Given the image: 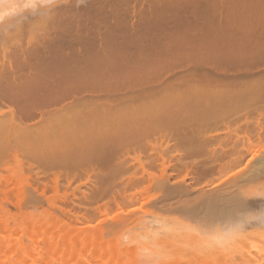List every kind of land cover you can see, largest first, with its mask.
Segmentation results:
<instances>
[{
  "label": "rangeland",
  "instance_id": "1",
  "mask_svg": "<svg viewBox=\"0 0 264 264\" xmlns=\"http://www.w3.org/2000/svg\"><path fill=\"white\" fill-rule=\"evenodd\" d=\"M100 1V2H99ZM128 1V2H127ZM124 3V4H123ZM131 3V4H130ZM151 4V5H150ZM75 0H72V3L71 4H69V5H66V6H64V7H61V8H58L56 11H55V13H53V15H52V17L50 18V19H45V20H40V21H25V22H23V23H20V24H18L17 26H16V28L15 29H13V30H9L8 29V27H7V25L5 24V25H0V115H1V113H3L4 114V116L2 115V117H5V118H3L4 120L5 119H8V121L6 120L5 121V124H7V122H9V119H12V116L14 115L15 117V121L16 122H19V124L17 125L16 123L14 124L13 122H10V123H13L12 125L10 124L9 125V127L6 125L5 126V124H4V126L2 125L1 127H0V129H3L4 130V128H6L5 130H4V132H3V130L1 131L2 133H5L6 131H8V134L6 135H4V136H2L1 134V137H4V138H6L5 140H8V141H11V143L9 142V146H6L5 144H6V142H5V144H4V148H6L7 147V149H1L2 151H3V155H2V157H3V159L1 160L0 159V175H2L4 178H5V180H6V182L7 181H9V179L7 180V177H9V178H13L14 180L16 179L15 178V176L14 175H16V176H20L21 178H24V180H25V178L27 179V181L29 180V178H30V182H32L33 180H35L36 179V177H37V179H36V181H37V183L38 182H40L39 183V186H38V190L36 189V191H38V195H37V192H36V196L37 197H39V198H41V196H43V198H41L42 200H44L43 201V206H45L46 208H49V209H52L53 210V208H55L54 210H58V211H60L61 209H59V208H57L56 206H57V204L58 203H60V204H58L59 206L58 207H63V209L64 208H66V210H70L71 209V206H75L73 209H71V210H74V212L75 213H80L81 211L79 210V208H81L82 206L84 207H82L81 208V210L83 211L82 213H84V212H87L88 211V213L90 212V209H92L93 211L92 212H94V218L95 217H100V218H98L99 220H98V222H97V218H93L94 220V222H92V226L94 227V225H95V227L97 226V227H99V230L101 229L102 231L101 232H103V235L105 236L106 235V233L109 231V229H107L106 230V232L104 231V229L107 227V225H112V226H114L115 225V229L116 228H118V227H116L117 226V224H116V221H118V220H115V216H117L119 213V211H117L118 209H119V207L121 206H119L118 207V209L116 208V204H122V207H120L121 209L124 207L123 206V203L121 202L122 200L121 199H119L120 198V196L118 197L117 195H115L114 193H116V192H122V194L125 192L126 193V191L128 190V189H131L130 188V185L128 186V184H127V181H128V179L127 178H129V177H132V176H135V174L137 175L138 173V175L137 176H141L142 174H143V176L144 177H148L149 176V178L151 179V178H153L154 180L153 181H156L157 182V180H158V178L159 177H161V178H164L167 174L169 175V173H171L169 176H171L172 175V173H175V172H178V175H180L179 174V171L181 170H179V168H181V166H182V164H181V166L180 167H178L177 165V163H183V167H185V169L186 170H188V172L186 171V170H184L183 169V167H182V169H183V171H185V172H187L190 176V178L192 179V174L193 175H195V176H197V173L195 174L194 173V171H196V168L194 169V167L192 166V168L194 169V171L190 174V171H189V167L191 166V165H194V163L193 164H189V163H187V164H185L183 161H181V162H179L180 160L177 158V156L178 157H180V159H181V157L182 156H189L190 155V157H191V155H192V157H194V158H197L198 156V158H199V160H200V158H201V156L202 157H204V155L205 154H207V148H208V152H209V150L210 149H212V148H216V147H221V146H223L224 145V141L227 139L226 137H225V135L227 134L226 132L228 131V129L227 128H224V129H222L221 130V135L218 137V139H216L214 142H212V143H210V144H208L207 145V147H203V146H201V145H198V141H199V137H200V135H201V132L199 131V130H195V133H193V135L191 134L192 132V130L191 129H189V127L187 126L186 127V125H188V124H186L185 125V123H183L184 124V126H183V124L181 123V122H179V124L177 123V121L176 120H173V122H172V118H173V116L175 117V115L177 114V112H178V114L177 115H180L181 114V112L184 114V112H187V110H186V107L188 106L185 102H187V100H188V98H189V100L190 101H188V102H191L192 100L194 101V99L196 100V99H198L199 98V96H200V93H199V89H202V88H198L200 85H201V87H202V84H205V79H203L204 77V75H203V71L202 70H205L206 69V66H207V68H208V70H211L212 68L211 67H213V72L215 73L216 71V73L215 74H217V75H219V74H222L221 72H223V70L225 69V68H227V70H228V68L230 69L228 72L229 73H232L233 71H234V69L236 70V72L237 71H241V69L243 68V70H242V72L246 69V67H248V65H250L251 64V66H249L248 68L250 69H252L251 70V72H254V73H256V74H258V72L261 70H263V68H264V40H263V38H264V0H112V1H109V0H89V3L86 5V6H82L81 8H79V9H76L75 8ZM115 5V6H114ZM133 5H134V7H133ZM150 5V6H149ZM90 6L91 7V9H89L88 7ZM95 6V7H94ZM137 7V8H136ZM133 8V9H132ZM134 8L136 9V13L138 14H136L135 12H134ZM131 11V12H130ZM141 11V13L139 14V12ZM134 12V13H133ZM154 13V14H153ZM127 15V16H126ZM135 19L137 20H139V21H141V20H144V21H150V25H148L147 23V25L145 24V22H144V24L141 22L140 23V27H141V31H139V32H143V34L141 35V37L139 38V36H138V38L136 37V38H133L134 40H132V42H131V39L130 38H125L124 36V34L127 32V30L129 31V25H130V21L131 22H133V21H135ZM189 20V23H188V20ZM117 20V21H116ZM137 20V21H138ZM187 20V21H186ZM123 21V22H122ZM124 21H127L126 23L124 22ZM182 21V22H181ZM191 21V22H190ZM244 21H245V23H244ZM115 22H117V23H115ZM127 24L128 26H126V28H125V33H124V29L123 28H121L120 27V25L119 24ZM119 23V24H118ZM180 23V24H179ZM187 23V24H186ZM114 24V25H113ZM115 24H117V26L115 25ZM177 24H179V25H177ZM183 24V25H182ZM192 24V25H191ZM222 24H223V26H222ZM243 26H242V25ZM145 25V26H144ZM191 25V26H190ZM100 26H102V27H100ZM107 26V27H106ZM242 26V27H241ZM112 27H113V29H114V27L116 28V29H114L115 30V32H116V35L118 36V38L115 40V39H113V40H107L108 41V43H109V45H110V47L111 48H109L108 49V51H106V54H101V56L100 55H97L96 54V52L95 51H93L91 48H92V40H93V43L94 44H97V42L100 40V38L99 37H104V35H108L109 34V30L110 29H112ZM122 27H123V25H122ZM128 27V28H127ZM189 27V28H188ZM117 28H120V29H117ZM249 30H247V29ZM127 29V30H126ZM140 29V28H139ZM188 29H189V31H188ZM242 31H241V30ZM245 29L248 31L247 33H246V31H245ZM105 30V31H104ZM195 30V31H194ZM240 30V31H239ZM250 30H251V32H250ZM255 30V31H254ZM98 31V32H97ZM108 31V32H107ZM120 31V32H119ZM170 31H171V33H170ZM180 31H182L181 33H180ZM187 31V32H186ZM261 31H262V33H261ZM92 32V33H91ZM100 32V33H99ZM104 32V33H103ZM106 32L108 33V34H106ZM132 31H131V26H130V33H131ZM175 32H177V33H175ZM185 32V33H184ZM237 32V33H236ZM239 32V33H238ZM245 32V33H244ZM253 33V32H256V34H259V35H255L254 33H253V35L252 34H250V33ZM88 33H90V34H88ZM95 33V34H94ZM194 33V34H193ZM243 33V34H242ZM122 34V35H121ZM127 34V33H126ZM128 34H129V32H128ZM180 34V35H179ZM222 34V35H221ZM240 34V35H239ZM248 34H249V36H248ZM93 35V36H92ZM97 35H98V38H97ZM238 35V36H237ZM242 35V36H241ZM244 35V36H243ZM248 36V37H246V36ZM85 38H84V37ZM128 36V35H127ZM179 36V37H178ZM195 36V37H194ZM253 38H252V37ZM260 36V37H259ZM93 37V38H92ZM96 37V38H95ZM235 37V38H234ZM258 37V38H257ZM89 38V39H88ZM234 38V39H233ZM238 38V39H237ZM246 38H249L247 41H244ZM255 38V39H254ZM87 41H86V40ZM136 39V40H135ZM183 39V40H182ZM194 39V40H193ZM196 39V40H195ZM241 39V40H240ZM244 39V40H243ZM253 39V40H252ZM259 39V40H258ZM88 40H90V42L88 41ZM127 40V41H126ZM232 40H233V42H232ZM256 40V41H255ZM96 41V42H95ZM184 41V42H183ZM190 43H189V42ZM195 43H194V42ZM240 41V42H239ZM255 41V42H254ZM258 41V42H257ZM260 41L263 43V46H262V44L260 45L259 43H260ZM87 42V43H86ZM113 42V43H112ZM127 42V43H126ZM198 42V43H197ZM245 44H244V43ZM251 42V43H250ZM99 43V42H98ZM107 43V44H108ZM115 43V44H114ZM138 43H140V44H138ZM168 43H171L170 45H174L176 48H173V49H170V47H168V49H167V47L165 48V47H160V48H158L159 49V51H157V48H156V51H155V49H153V45L155 44V46L157 45V44H160V45H162V46H165V44L166 45H169ZM188 43V44H187ZM212 43V44H211ZM213 43H215L214 45L215 46H213ZM91 44V45H90ZM205 44V45H204ZM211 44V46H209ZM241 44V45H240ZM243 44V45H242ZM255 44H259V46H262L261 48H256L255 50L254 49H252V47L251 46H254ZM177 45V46H176ZM203 45H204V47H203ZM208 45V46H207ZM250 45V46H249ZM213 46V47H212ZM242 46H243V48H242ZM255 46H258V45H255ZM136 47H137V49H136ZM145 47H148V48H145ZM178 47V48H177ZM190 47V48H189ZM197 47H200V48H197ZM210 47H211V50H210ZM248 47H250L251 48V50H249V48ZM129 48V49H128ZM141 48H143V49H141ZM161 48H165V50L167 51V50H169V52L167 51H163V49H161ZM202 48L204 49V50H202ZM215 48V49H214ZM263 48V49H262ZM81 49V50H80ZM161 49V50H160ZM262 49V50H261ZM172 50V51H171ZM213 50V51H212ZM216 50V51H215ZM235 50V51H234ZM237 50V51H236ZM244 50H249L247 53L248 54H250V57L249 56H247V53L244 51V53H243V51ZM252 50H253V52H252ZM155 51V53H153ZM175 51V52H174ZM177 51V52H176ZM184 51H186V52H184ZM200 51V52H199ZM203 51V52H202ZM207 51H209V52H207ZM212 51V52H211ZM215 51V52H214ZM221 52L222 54H223V52L224 53H227L228 52V54H233L235 57H238V55H235V54H238V53H240V51H241V53L242 54H245L247 57H249V59L251 60V63H250V60L246 57V56H244V57H246L245 58V61L243 60H236L237 58H235V59H233V56H231L232 57V59H231V57L229 58V59H231V60H229V59H226L227 61L229 60V62H225V61H223V62H220L219 63V61L217 62V60L216 61H213L214 60V58H211L212 60H210V61H213V62H211V66L209 65V60H206L207 58H206V53L207 54H209V53H212V54H209L208 55V57H210V55H213V54H215V53H218V52ZM226 51V52H225ZM232 51H234V52H232ZM250 51L252 52V53H250ZM261 51V52H260ZM156 52H157V54H156ZM166 52V53H165ZM180 52V53H179ZM205 52V53H204ZM214 52V53H213ZM219 52V53H220ZM231 52V53H230ZM238 52V53H237ZM254 52H255V56L254 55H252V56H254V57H252L251 56V54H254ZM258 52V53H257ZM128 53V54H127ZM174 53V54H173ZM195 55H194V54ZM201 53H203L204 55H205V58L206 59H202V58H204V57H201L203 54H201ZM260 53V54H259ZM159 54V55H158ZM194 55V57H196V58H194L193 57V55ZM135 55V56H134ZM145 55V56H144ZM185 55V56H184ZM187 55V56H186ZM189 55L190 56H192L195 60H193V58H191V59H189L190 57H189ZM200 56V57H197V56ZM203 55V56H204ZM260 55V56H259ZM128 56V57H127ZM130 56V57H129ZM184 56V57H183ZM243 56H242V58H243ZM257 56H258V58H257ZM139 57V58H138ZM143 57V58H142ZM169 57V58H168ZM177 57V58H176ZM189 57V58H188ZM240 57V58H239ZM238 57V59H241V56H239ZM254 58V60L252 59V58ZM261 57H263V58H261ZM133 58H134V61H133ZM136 58V59H135ZM171 58V59H170ZM179 58H181V59H179ZM125 59H127V60H130L129 61V63H128V61L127 60H125ZM148 59V60H147ZM196 59H198V60H196ZM258 61H260V62H258ZM260 59V60H259ZM262 59V60H261ZM139 60H141V64H142V62H143V64H142V66H140L141 64L139 63ZM147 61V63H146V61ZM161 62H160V61ZM176 60V61H175ZM178 60V61H177ZM200 60V61H199ZM246 60H248V63H247V61ZM255 60H256V62H255ZM123 61H126V63L127 64H124V62ZM136 61H138L137 63H136ZM154 61V62H153ZM162 61L164 62V65L162 64ZM170 61V62H169ZM172 61H174V62H172ZM190 61H191V63H190ZM195 61V62H194ZM234 61H235V63H234ZM135 62V63H134ZM144 62H145V65H144ZM166 62V63H165ZM186 62V63H185ZM194 62V63H193ZM204 62H206V63H204ZM215 62V63H214ZM244 62V63H243ZM131 63V64H130ZM170 63H173V65H171L170 66ZM177 63H179V64H177ZM200 63V64H199ZM208 63V64H207ZM213 63V64H212ZM222 63V64H221ZM233 63V64H232ZM244 65H243V64ZM126 66L125 68H124V65ZM135 64H136V66H135ZM138 64V65H137ZM140 64V65H139ZM146 64L148 65L147 67H146V69L148 70V71H150V72H148L147 70H145L144 71V68H145V66H146ZM177 64V67L179 68L180 67V69H178L177 67H175V65ZM187 66L186 68H184L185 66ZM198 64V65H197ZM202 64H205V65H203V66H205V68H201V67H203V66H201ZM219 64H221V65H219ZM225 64V65H224ZM240 66L241 68H239L238 66ZM246 64V65H245ZM255 64V65H254ZM260 64H262V67H260ZM131 67H130V66ZM133 65H134V67H133ZM159 66V68H161L160 66H165V69H168L169 67V69L167 70V73H165L163 70V73H165L164 74V76L165 77H163L162 75H161V72H159V73H157V71H160L161 69H159L157 66ZM167 65V66H166ZM169 65V66H168ZM179 65V66H178ZM199 66V68H201V70H197V69H199V68H197L196 69V67L197 66ZM213 65V66H212ZM215 65V66H214ZM227 65V66H226ZM231 65H233L232 67H231ZM242 65V66H241ZM138 66V67H137ZM183 68H182V67ZM193 66V67H192ZM196 66V67H195ZM224 66V67H223ZM236 66V67H235ZM127 67H128V69H130V70H128L127 69ZM130 67V68H129ZM136 67V68H135ZM139 67H141V68H139ZM152 67V68H151ZM188 67L190 68V71H189V69H188ZM195 67V68H194ZM216 67V68H215ZM219 67H222V68H224L223 70H221V68H219ZM11 68H13L14 69V75L16 76V78L14 79L13 78V69H11ZM122 68H124V69H122ZM135 70H134V69ZM143 68V69H142ZM152 70H151V69ZM171 68H173L172 70H171ZM211 68V69H210ZM137 69H139V71L137 70ZM142 69V70H141ZM157 69V70H156ZM184 71H183V70ZM185 69H187V70H185ZM218 69H220V70H218ZM239 69V70H238ZM260 69V70H259ZM131 70H134V71H136V72H134V73H131L132 71ZM140 70H141V74H140ZM181 70V71H180ZM192 70V71H191ZM207 70V71H208ZM121 71H122V73L125 75V73H126V75L128 76H124L122 73H121ZM128 71V72H127ZM131 71V72H130ZM143 71V72H142ZM154 73H153V72ZM166 71V70H165ZM168 71L170 72V73H168ZM179 72L182 76L184 75V77L186 76L185 74L187 73V76L188 77H190L187 81H185L186 80V78H187V76L185 77V79L183 80L184 82H173V81H170V79L172 80V75H171V73H175V72ZM220 71V72H219ZM258 71V72H257ZM156 72V73H155ZM177 72V73H178ZM192 72H195V74H193ZM196 72H198V74L196 73ZM200 72H202V73H200ZM235 72V71H234ZM233 72V73H234ZM235 72V73H236ZM136 73H137V75H136ZM138 73H139V75H138ZM144 73V74H143ZM146 73V74H145ZM152 73H153V75H154V77H155V74L156 75H158L159 76V74H160V76L162 77H160L161 79H160V82H158V76H156L157 77V81H156V78H153L152 79V77L151 76H153L152 75ZM177 73H175V75L174 76H180L179 75V73H178V75H176ZM189 73H191V74H193V76L195 77V79L197 78L196 76L198 75V78L195 80H193V76L192 75H190ZM47 74V75H46ZM116 74V75H115ZM203 76H202V75ZM53 75V76H52ZM70 75V76H69ZM73 75H75L74 77H72ZM112 75V76H111ZM118 75V76H117ZM122 75V76H121ZM133 76L132 78L131 77H129V76ZM137 77H136V76ZM145 77H144V76ZM167 75H169V76H167ZM172 77H171V76ZM223 75V74H222ZM48 76V77H47ZM50 76V77H49ZM105 76H106V80L105 81H103V79L105 78ZM118 78H117V77ZM139 76V77H138ZM148 76H150V77H148ZM180 77L181 79L182 78H184V77ZM220 76V75H219ZM111 78V80H113L114 82H112L111 80L110 81H108L110 78ZM116 77V78H115ZM121 77H123V78H121ZM124 77H125V79H124ZM141 77V78H140ZM148 77V78H147ZM168 77H171L170 79L168 78ZM44 78V79H43ZM68 78V79H67ZM73 78V79H72ZM128 78V79H127ZM143 78V80H141ZM164 78H167L164 82H163V79ZM89 79V80H88ZM101 79H102V81H101ZM123 79H124V81H123ZM137 79H139V80H137ZM149 79V80H148ZM150 79H152V81L150 80ZM45 80H47V82H45ZM52 80V81H51ZM56 80V81H55ZM84 80H86V81H84V84H82L83 83V81ZM116 80V81H115ZM117 80H119V81H117ZM127 80V81H126ZM132 80V81H131ZM135 80H137L138 81V83H137V81L135 82ZM190 80H192V81H190ZM80 81H81V83H80ZM88 81H90V82H88ZM92 81H94V82H92ZM97 81V82H96ZM101 81V82H100ZM121 81H123V82H121ZM129 81V82H128ZM139 81H143V84L144 85H142V82H139ZM154 81V82H153ZM156 81V82H155ZM169 81V82H168ZM196 81V82H195ZM202 82V84H198V82ZM252 81H254V80H250V82L249 83H255V82H252ZM55 83L54 84V86L56 85V86H58L59 87V92H66L67 90V92H69V94L67 95V96H65L64 95V93H63V98L64 99H61L62 97H60L61 96V93H60V95L59 96H56V92H55V90L53 91L52 89H54L55 87L54 86H52L53 84H51V83ZM100 82V83H99ZM106 82H108L107 83V85L105 84ZM111 82V85H110V87H112V89L109 87V83ZM131 82H132V84H131ZM134 82H135V84H134ZM146 82H148L147 84H146ZM162 82V83H161ZM167 84H166V83ZM170 82H172V83H170ZM206 82H208V81H206ZM86 83V84H85ZM89 83V84H88ZM104 83V85H103V87L101 88V85ZM113 83L115 84L114 86H113ZM116 83H118V84H116ZM121 83V84H120ZM122 83H124L123 85H122ZM142 85L141 87H140V84ZM150 83V84H149ZM156 83H159V84H157V88H155L154 86H156L155 84ZM174 83H175V85H174ZM176 83H177V85H176ZM184 83H186L185 84V86H186V89H185V86H184ZM192 83H194L193 84V87L191 86V84ZM196 83H197V86H196ZM210 83V82H209ZM208 83V84H209ZM258 83V82H257ZM261 83V82H260ZM58 84V85H57ZM84 85V86H82V85ZM96 84V85H95ZM126 84V85H125ZM128 84H130V85H128ZM139 84V85H138ZM160 84H161V86H160ZM178 84L180 85V86H178ZM190 84V85H189ZM211 84H213V83H211ZM215 84V83H214ZM214 84H213V86H214ZM253 84H251V85H249V84H247V86L249 85V86H251V87H246V85L244 86V87H246V88H248V90H246L245 91V93H244V96L246 95V96H251V98L250 99H248V98H246L245 100H247L248 102V104H249V106H251V110H253L254 109V104L253 103H255L254 101H251V99L253 98V96L252 95H255L254 97L256 98L257 96V93L259 92V90H262L263 88L261 87V86H263L264 84H262L261 83V86L260 85H258V86H260V88H258L259 90H255L256 89V86L257 85H255V86H253ZM259 84V83H258ZM48 85V86H47ZM89 85H91V88H89L88 86ZM94 85V86H93ZM99 85V86H98ZM121 85H122V87H125V88H122L121 87ZM134 86V88L132 87V86ZM152 85H153V87H152ZM172 85H174V86H176V87H174V88H176V90L173 88V86ZM187 85L189 86V88L191 89H189V91H191V92H195L196 93V95H198V98H197V96L195 95V93H190V95H189V91H186L187 89H188V87H187ZM206 85H207V83H206ZM234 85L235 84H230V85H228V87L230 86V89H228V90H234V89H236V86H235V88H234ZM28 86V87H27ZM52 86V87H51ZM87 86V87H86ZM115 86H117V87H115ZM120 86V87H119ZM127 86H131L130 88H127ZM139 86V87H138ZM148 86H150V87H148ZM159 86V87H158ZM165 87L164 89H163V87ZM169 86H171V88L169 87ZM181 86H183V88H181ZM196 88V90L198 91H194L192 88ZM209 86H210V84H209ZM216 86V85H215ZM254 88H253V87ZM47 87V88H46ZM50 87V88H49ZM57 87V88H58ZM95 87H97V88H95ZM137 87V88H136ZM144 87V88H143ZM149 89H148V88ZM169 87V88H168ZM180 87V88H179ZM204 87V86H203ZM206 87V86H205ZM211 87V86H210ZM243 87V86H242ZM264 87V86H263ZM18 88V89H17ZM52 88V89H51ZM57 88H55L56 90H58ZM83 88V89H82ZM110 88V89H109ZM113 88H115L114 90H115V92H117V93H119L120 95H124L123 93H125L126 95L128 94L129 95V97L128 98H131V99H129V100H127V101H122L123 102V104L124 105H126L125 107H124V105L122 104V102H119V101H117L116 99H115V97H116V95H118L117 97L119 98H121V96L119 95V94H115V93H109L110 94V96L108 95V93L107 92H109L108 90L107 91H104V90H106V89H109L110 91L112 90L113 91ZM119 88H120V90H119ZM132 88V89H131ZM143 88V89H142ZM148 90H146V89ZM163 89V92H161L162 91V89ZM172 88H173V90H172ZM179 88V89H178ZM194 88V89H195ZM232 88V89H231ZM84 89H87V90H84ZM94 89H95V92H94ZM124 89V90H123ZM129 89V90H128ZM140 89H141V91H140ZM151 89H153V91H149V90H151ZM158 89H160V93H161V97H159V94L160 93H158V95H157V92L155 91V90H158ZM167 89H169L168 91H167ZM183 89V91H181ZM185 89V90H184ZM251 89H254V90H252L251 91ZM51 90V91H50ZM64 90V91H63ZM88 90H91V91H88ZM93 90V91H92ZM122 90V91H121ZM142 90H143V92H144V90H146L145 91V93H143L142 92ZM175 90V92H173L172 93V91H174ZM16 91V92H15ZM88 91V92H87ZM103 91H104V93H103ZM171 91V92H170ZM180 91L181 92H187L186 94H185V92L184 93H180ZM201 91V90H200ZM202 91H204V89L202 90ZM257 91V92H256ZM264 91V90H263ZM54 92V93H53ZM91 92V93H90ZM94 92V93H93ZM153 92V93H152ZM155 92H156V95H153V94H155ZM158 92H159V90H158ZM12 93H14V94H12ZM48 93H50V94H48ZM70 93H71V95H70ZM98 93V94H97ZM140 93V94H139ZM147 93H149V94H147ZM152 93V94H151ZM166 93H170L169 94V96H168V94L166 95ZM198 93V94H197ZM260 93V92H259ZM17 94H19V95H17ZM53 94L56 96V97H54L53 96ZM58 94V93H57ZM87 94H90V95H87ZM94 94H97V95H101V96H98V100L95 102V100H96V95H93ZM106 94V95H105ZM115 95V96H113V95ZM138 94V95H137ZM150 94H151V96H150ZM165 94V95H164ZM174 94V95H173ZM177 94H178V96L180 97H178V98H175L176 96H177ZM183 94H184V96H183ZM262 94L264 95V92H262ZM262 94L260 93V98L258 99V101H261V104H259V107H260V110H259V108H258V106H256L255 105V108L258 110H253L254 112V114H257V115H259V114H264V111H263V109H264V102H262V100L264 99V97L262 96ZM103 95V96H102ZM105 95V96H104ZM111 95L113 96V97H111ZM186 95L188 96L189 95V97H186ZM193 95V96H192ZM194 95H195V97H194ZM47 96V97H46ZM51 96H53L52 97V99H51ZM75 96H76V101H73L72 99H74L75 98ZM109 96V97H108ZM131 96V97H130ZM136 96H137V98H136ZM142 96V97H141ZM159 98H158V97ZM171 96V98L169 99V97ZM172 96H175V97H172ZM182 96V97H181ZM191 96V97H190ZM245 96V97H246ZM259 96V95H258ZM261 96L263 97L262 99H261ZM49 97V98H48ZM59 99H58V98ZM68 97V98H67ZM83 97V98H82ZM102 97H104V98H102ZM109 98V100L107 99V98ZM112 98V100H111V98ZM138 97L139 98H141V99H139L138 100ZM149 97H151V98H149ZM183 97H185L186 98V100H184L183 99ZM229 97H230V99L229 98H227V100H232L231 101V106H230V104H228V103H230V101L227 103V101H226V103L229 105H227L226 104V106H228V107H226V109L224 108V110H225V112L227 113L228 112V114H231V115H233L234 114V112H236L235 114H240L241 112V114H243L245 111V109L247 108V106H248V104L247 103H245L246 101L245 100H243L245 97H243V99L241 98V100H240V102L242 101H245V102H239L238 103V101H239V98L240 97H236V99H235V93L233 94V96L231 95H229ZM55 98H57V99H55ZM66 98V99H65ZM79 98H81L80 99V102L78 101V99ZM88 98H90V100L91 99H95L94 100V102H86L85 100L86 99H88ZM102 98V99H101ZM115 99V101H114V99ZM134 98V100H132ZM145 98V99H144ZM156 98V99H155ZM166 98H168V99H166ZM174 98V100L172 101L171 99H173ZM183 99V101L182 100H180V99ZM54 99V100H53ZM101 99V100H100ZM127 99V98H126ZM137 99V100H136ZM150 99V100H149ZM155 101H153V100ZM164 99V100H163ZM56 100H57V102H56ZM61 100H63V101H61ZM73 102H72V101ZM82 100L83 101H85V103L83 102V104L81 103L82 102ZM111 100V101H110ZM120 100V99H119ZM160 100H163V102L162 101H160ZM175 100L177 101V100H180L179 102H175ZM253 100H254V98H253ZM52 103H51V102ZM55 101V102H54ZM88 101H89V99H88ZM102 101V102H101ZM104 101V102H103ZM108 101V102H107ZM132 101V102H131ZM133 101L135 102V104L136 105H139V106H141V107H137L135 104L133 105ZM139 101H140V103H139ZM158 101V102H157ZM170 101V102H169ZM172 101V102H171ZM235 101H237V102H234ZM255 101H257V100H255ZM264 101V100H263ZM50 102V103H49ZM67 102H68V104H67ZM100 102V103H99ZM126 102H127V104H129L128 102H130V106H128L127 104H126ZM164 102H166V104L164 103ZM176 104H175V103ZM183 103L184 102V104H185V106H183L184 104H182V106H181V103ZM92 104V106L90 105V104ZM95 103V104H94ZM99 103V104H98ZM104 103H106V104H104ZM108 103V104H107ZM117 103V104H116ZM137 103H139V104H137ZM143 103V104H142ZM168 103H170V104H168ZM232 103H233V105H232ZM257 104L258 103H260V102H256ZM255 103V104H256ZM55 104V105H54ZM89 104V105H88ZM94 104V105H93ZM119 104H120V106H119ZM122 104V105H121ZM155 105V108H154V105ZM160 104V105H159ZM163 104H164V106H163ZM179 106H178V105ZM240 104V105H239ZM244 104H246V108H244V106H242L241 107V105H244ZM252 104V105H251ZM54 105V106H53ZM63 105V106H62ZM76 105H78L77 107H76ZM85 105V106H84ZM97 107H96V106ZM100 105V106H99ZM102 105V106H101ZM131 105H133V106H131ZM156 105H158V106H156ZM176 105V107H174ZM261 105V106H260ZM32 106V107H31ZM41 108H40V107ZM58 106V107H57ZM60 106V107H59ZM84 108H83V107ZM95 106V107H94ZM99 106V107H98ZM105 108H108V109H105ZM119 106V107H118ZM123 106V107H122ZM167 106H169V107H167ZM173 108H172V107ZM239 106L241 107V108H239ZM248 106V108H249V110H250V107ZM31 109H29V108ZM41 109H39V108ZM44 107V108H43ZM51 107H52V109H51ZM55 107V108H54ZM63 107V108H62ZM88 107H90V108H88ZM92 107L94 108V109H92ZM130 107V108H129ZM148 109H147V108ZM156 107H157V109H156ZM159 107L161 108V109H159ZM236 107V108H235ZM261 107H262V109H261ZM47 108H48V110H47ZM123 109L124 110V108H126V110H122L121 111V109ZM133 108V109H132ZM146 108V109H145ZM167 108H169V109H172L173 111H175V108H176V112H173L172 111V113H174V115H170L171 113H169V112H171V110L169 111V109H166ZM179 108H181L182 110L181 111H179L178 109ZM237 109V110H235V109ZM239 108V109H238ZM11 109H12V111L14 112V114H12L11 112ZM36 109V110H35ZM43 109V110H42ZM52 110V116L49 114L48 115V112L49 111H51ZM57 109V110H56ZM59 109H61V110H59ZM64 109V112L66 111V114L64 115L62 112V110ZM67 109V110H66ZM78 109V110H77ZM87 109V110H86ZM90 109V110H89ZM135 109V110H134ZM240 109H242V111H238V110H240ZM33 110H35V111H33ZM61 111V112H59V111ZM96 110H97V112H96ZM98 110H99V112H98ZM105 110V111H104ZM108 110V111H107ZM130 110V111H129ZM136 110H137V112H136ZM147 110H149V113H146V112H148ZM185 110V111H184ZM248 110V109H247ZM246 110V111H247ZM22 111V112H21ZM31 111H33V113L31 112ZM40 111V112H39ZM69 111V112H68ZM93 111L95 112V113H97V114H95V113H93ZM161 111V115L159 114V112ZM169 111V112H168ZM233 111V113H231ZM262 111V112H261ZM37 113V114H35L34 115V113ZM57 112H58V117L56 116V114H57ZM127 112V113H126ZM129 112H130V114H132V116L131 115H129ZM132 112H134V113H132ZM139 112V113H138ZM143 112H144V114H143ZM179 112H180V114H179ZM239 112V113H238ZM257 112V113H256ZM22 113H24V116H22L23 114ZM26 113V114H25ZM28 113H29V116H28ZM41 113H42V115H41ZM46 113H47V115H46ZM50 113V112H49ZM54 113H55V116L57 117H55L54 116ZM99 113H100V115H99ZM142 113V116L144 115V116H146V115H148V116H150V117H148V116H146V117H142V116H140L139 114H141ZM151 113V115H149ZM7 114V115H6ZM62 114V115H61ZM104 116H103V115ZM157 114L159 115V116H157ZM234 114V115H235ZM253 114V115H254ZM27 115V116H26ZM31 115V116H30ZM105 115H106V117H107V115H108V117L106 118L105 117ZM156 115V116H155ZM162 115H163V117H162ZM176 115V116H177ZM252 115V114H251ZM253 115L251 116L252 118H253ZM257 115H256V118H258V117H260V116H258L257 117ZM6 116L8 117V118H6ZM11 116V117H10ZM21 116V117H20ZM95 116H98V117H100L99 119L100 120H97L98 119V117L96 118ZM105 117V118H103V117ZM138 116H140V119L138 118ZM153 116H155V117H153ZM54 117H55V119H54ZM60 117V118H59ZM67 117V118H66ZM70 118V120H72L71 122H70V120H69V118ZM111 117V118H110ZM137 117V118H136ZM148 117V118H147ZM153 117V118H152ZM160 117H162V118H160ZM255 117V116H254ZM62 118V119H61ZM109 118V119H108ZM126 118H127V121L129 122V123H126L127 121H124V120H126ZM129 118H131V119H129ZM135 118V119H134ZM149 118H151V120H148ZM157 119V121H156V119ZM164 118H166L165 120H164ZM19 119V120H18ZM49 119V120H48ZM57 119V120H56ZM64 119L66 120V119H68L67 120V122H65L64 121ZM103 119V120H102ZM108 119V120H107ZM133 119V120H132ZM136 119H138L137 121H136ZM141 119H143L142 121H141ZM155 119V120H154ZM160 119H162V120H160ZM174 119V118H173ZM13 120V119H12ZM60 120V121H59ZM106 122H105V121ZM113 120V121H112ZM155 122H154V121ZM253 120H254V118H253ZM26 121V122H25ZM55 121V122H54ZM103 121H104V123H103ZM109 121V122H108ZM111 121V122H110ZM131 121V122H130ZM134 121V122H133ZM159 121H161L160 123H157V122H159ZM163 121V122H162ZM174 121H175V123H174ZM63 122H65V123H63ZM68 122L69 123H71L70 125H68ZM75 122V123H74ZM117 123V125H116V123ZM165 122V123H164ZM20 123H22V128H23V124H24V126H26L27 127V130H25L26 129V127H25V129H22V130H25V132L22 134L21 132H18V129H20L19 131H21V126H20V128H18L17 126H19L20 125ZM42 123V124H41ZM51 124V126H50V124ZM61 123V124H60ZM72 123H74V125L72 124ZM111 124V126L110 125H108V124ZM134 123L136 124V125H134ZM138 123V124H137ZM168 123V124H167ZM181 123V124H180ZM52 124H53V127H52ZM55 124V125H54ZM60 124V125H59ZM65 124H67V127H65L66 125ZM128 124V125H127ZM132 124V126H130ZM159 124H162V126L161 125H159ZM175 124V125H174ZM32 125V126H31ZM48 125V126H47ZM62 125H65V126H62ZM81 125H83V126H85V127H87V131L85 130L86 128L85 127H81ZM106 125V126H105ZM120 125V126H119ZM30 126V127H29ZM34 126V127H33ZM42 126H43V128H42ZM55 126H57V127H55ZM61 126V127H60ZM69 126H73V127H69ZM121 127V126H124L123 128H124V130H122V129H120L119 127ZM127 126H128V128H127ZM179 126V127H178ZM2 127H4V128H2ZM12 127V128H11ZM39 127V128H38ZM48 127V128H47ZM76 127V128H75ZM78 127V128H77ZM81 127V128H80ZM98 127H100V128H98ZM110 127V128H109ZM113 129H112V128ZM129 127L130 128H132L133 127V129L132 130H135L134 128L136 127V129L138 128V130H135V132L136 133H134V131L132 132L130 129H129ZM181 127H182V129H181ZM184 127H186V128H184ZM30 128V129H29ZM32 128H34V129H32ZM44 128H47V129H44ZM50 128H52V130H49ZM55 128V129H54ZM57 128V129H56ZM62 128H63V130H62ZM68 128V129H67ZM75 128V129H74ZM81 129V130H83L84 132H87V133H84L83 131H81L82 133H80L79 131L80 130H78V129ZM104 128V129H103ZM126 128V129H125ZM179 128V129H178ZM187 128H188V130H187ZM10 129H11V131H10ZM36 129V130H35ZM38 129H40V130H38ZM43 129V130H42ZM53 129H54V131H53ZM59 129H61L60 130V133H61V131H62V133L60 134V133H58L59 132ZM64 129H67L68 130V132H67V130H64ZM90 129L93 131V132H89L90 131ZM106 129H108V132H107V130ZM111 130V132H110V130ZM120 131H119V130ZM183 130V131H188L190 134H191V138H189L188 140H186L187 142H183V141H185V138L183 137L182 138V135H181V140L179 141V139L178 140H176L178 137H180V136H178V133H182L183 134V131H181V130ZM233 129L234 128H232V131H233ZM244 128H242L241 130H243ZM76 131V134H75V131ZM99 132H98V131ZM102 130V131H101ZM103 130H104V132H103ZM112 130H114L115 132H112ZM231 130V129H230ZM240 130V131H241ZM30 131H32V134H31V132ZM33 131H35V132H33ZM49 131H51V132H49ZM57 133H56V132ZM65 131V132H64ZM101 131V132H100ZM105 131H106V133H107V136L109 137L110 135H108V133H110L111 134V136H113L114 135V137H112V139H114L115 137L117 138H115L114 140H110L111 139V136L109 137V138H107V136L105 135L106 133H105ZM122 131H124V133L122 132ZM126 131V132H125ZM127 131H129L128 132V134H127ZM130 131L132 132V133H130ZM197 131V132H196ZM244 131V130H243ZM246 131V130H245ZM244 131V133L243 132H239L240 134H241V136L243 135V136H245L246 134H247V137H249V136H251V135H249L248 136V131H246L245 132ZM15 132V133H14ZM16 132H17V134H16ZM30 133L29 135H32V137H31V139L29 138V135H28V133ZM48 132H49V134H48ZM55 132V133H54ZM72 132V133H71ZM78 132H79V134H78ZM88 132H89V134H88ZM117 132H119L118 133V135H116L117 134ZM137 132L139 133V134H137ZM175 132V133H174ZM203 132V131H202ZM226 134H225V133ZM235 132V131H234ZM7 133V132H6ZM19 133H21L20 135H19ZM37 133V134H36ZM43 133H45V134H43ZM67 134L66 135V137H65V135L64 134ZM70 133V134H69ZM93 133H95V134H93ZM98 133H102L101 135H103V133H105L103 136H101L100 134V136H101V139L99 138V135H98ZM116 133V134H115ZM122 133V134H121ZM134 133V138H133V136H132V134ZM222 133H224V134H222ZM233 133V132H232ZM25 134V135H24ZM36 134V135H35ZM39 134V135H38ZM59 134V135H58ZM83 134V135H82ZM90 134H92V135H90ZM113 134V135H112ZM177 134V135H176ZM38 135V136H37ZM75 135H77L76 137H75ZM79 135H81V137H82V139H80L81 137L79 136ZM87 135H89L88 137H87ZM94 135H95V137L96 138H94ZM126 135H128V136H126ZM136 135H137V137H136ZM141 135V136H140ZM180 135V134H179ZM194 135H196V137L194 136ZM262 136V134L260 133H258V135H256V136H253V137H257L256 139L255 138H253V140L252 141H250L251 139H252V137H250V140L248 139V140H246V138H245V140L249 143V144H251L252 146H251V148H252V150L254 151V152H257L258 153V151L257 150H260L261 148H263L264 146H262V145H264V135H263V137H261ZM26 138H25V137ZM37 136V137H36ZM70 136H72V137H70ZM84 136H86V137H84ZM93 136V137H92ZM106 136V137H105ZM120 136V137H119ZM123 136V137H122ZM126 136V137H125ZM132 136V137H131ZM175 136H178V137H175ZM261 137V140H260V137ZM9 137V138H8ZM17 137V138H16ZM35 137V138H34ZM43 137L45 138V139H43ZM65 137V138H64ZM69 137V138H68ZM78 137H79V139H78ZM83 137H84V140H83ZM92 138L91 140H90V138ZM97 137H98V139H99V141H100V144H98L97 145V142H98V139H97ZM103 137H105V139L103 138ZM127 138L126 139V141H125V139H123V138ZM174 137V138H173ZM192 137H194V138H192ZM228 137V136H227ZM3 138V139H4ZM15 138H16V140H15ZM47 138H49V140L47 139ZM63 138H64V140H63ZM72 138V139H71ZM121 138V139H120ZM132 138V139H131ZM176 138V139H175ZM188 138V137H187ZM198 138V139H197ZM226 138V139H225ZM42 139V140H41ZM61 139V140H60ZM69 139L70 141H68L67 142V140ZM87 139H89V141L87 140ZM95 139H96V141L97 142H95ZM134 139V140H133ZM184 139V140H183ZM192 139H195V140H192V144L190 145L189 144V146L190 147H188V144L187 143H190L191 142V140ZM197 139V140H196ZM4 140V141H5ZM27 140V141H26ZM31 140H33V141H31ZM42 141V143H41V141ZM105 140V141H104ZM183 140V141H182ZM19 141V142H18ZM49 142V144H48V142ZM62 141V142H61ZM64 141V142H63ZM94 142V144L92 143V142ZM171 141V142H170ZM195 141L197 142V144L195 143ZM227 141V140H226ZM225 141V142H226ZM1 142H3V140L1 139ZM0 142V143H1ZM28 142V143H27ZM43 142H44V144L45 143H47V145L45 144H43ZM59 142V143H58ZM66 142V143H65ZM69 142H71V144L69 143ZM180 142H182V143H180ZM223 142V143H222ZM4 143V142H3ZM3 143H1V144H3ZM16 143V144H15ZM29 143H30V145H29ZM35 143V144H34ZM41 143V144H40ZM65 143V144H64ZM87 143V144H86ZM92 143V144H91ZM96 143V144H95ZM195 144V146H194V144ZM221 143H222V145H221ZM12 144V145H11ZM43 144V145H42ZM72 144H73V146H72ZM184 144V145H183ZM226 144V143H225ZM28 145V146H27ZM37 145H39V146H37ZM43 147H42V146ZM59 145V146H58ZM74 145H75V148H74ZM86 145V146H85ZM91 145V146H90ZM172 145V146H171ZM259 145V146H258ZM84 146V147H83ZM92 146H94V147H96L95 148V150L92 148ZM184 146H185V148H184ZM198 146H200V147H198ZM61 147V148H60ZM67 147V148H66ZM80 149H82L83 148V150H80ZM89 147V148H88ZM91 147V148H90ZM98 147H100V148H98ZM183 147V148H182ZM187 147V148H186ZM195 148V151H193V153H194V155L192 154V153H190V152H192V151H189L188 149L189 148H191L190 150H193L194 148ZM202 147V148H201ZM209 147H212V148H210L209 149ZM256 148V150L254 149V148ZM1 148V147H0ZM40 148V149H39ZM48 148V149H47ZM60 148V149H59ZM78 148V149H77ZM178 148V149H177ZM182 148V149H181ZM193 148V149H192ZM204 148V149H203ZM257 148H260V149H257ZM12 151H11V150ZM19 149V150H18ZM46 149V150H45ZM65 149V150H64ZM180 149L182 150V151H180ZM201 149H203L202 151H201ZM28 150V151H27ZM44 152H43V151ZM78 150H79V155L77 154V152H78ZM95 151L96 152V154L97 155H94V154H92V152L93 151ZM111 150V151H110ZM161 150V151H160ZM180 152H179V151ZM262 150L263 149H261L260 151L262 152ZM14 151V152H13ZM26 151V152H25ZM48 151H50V152H48ZM61 151H64V152H61ZM67 151V152H66ZM81 151V152H80ZM91 151V152H90ZM163 151V152H162ZM174 151H176V152H174ZM184 151H186V152H184ZM206 151V152H205ZM21 152V153H20ZM28 152V153H27ZM51 152H53V154L51 153ZM83 152V153H82ZM88 153L87 155H86V153ZM95 152H93V153H95ZM110 152V153H109ZM151 152V153H150ZM161 152L163 153V154H161ZM179 152V153H178ZM201 152V154H199ZM2 153V152H1ZM44 153V154H43ZM51 153V154H50ZM62 153V154H61ZM66 153V154H65ZM109 153V154H108ZM115 155H114V154ZM188 153H190V154H188ZM196 153V154H195ZM34 156H32V155ZM91 154V155H90ZM174 154H178V155H174ZM179 154H181V155H179ZM1 155V154H0ZM5 155H6V157H5ZM22 155V156H21ZM67 155V156H66ZM82 155V157L80 158V156ZM85 155V156H84ZM94 155V156H93ZM148 155V156H147ZM152 155H154V157H151ZM162 155V156H161ZM196 155H198V156H196ZM201 155V156H200ZM89 156H91V158H89ZM93 156V157H92ZM95 156H97L99 159H97L96 160V158H95ZM111 156V157H110ZM121 156V157H120ZM156 156V157H155ZM164 156V157H163ZM206 156V155H205ZM1 157V158H2ZM5 157V158H4ZM23 157V158H22ZM50 157H51V159H50ZM52 157H54V158H52ZM107 157V158H106ZM115 157V158H114ZM121 158V159H119V158ZM151 159H150V158ZM163 157V158H162ZM191 157V158H192ZM9 158V159H8ZM43 159V160H41V159ZM57 158V159H56ZM67 158V159H66ZM90 160H89V159ZM92 158H94V160H92ZM110 158V160H107V159H109ZM147 158V159H146ZM155 158V159H154ZM158 158V159H157ZM194 158H192V159H194ZM52 159H55V160H52ZM60 159V160H59ZM63 159V160H62ZM149 159V160H148ZM160 159V160H159ZM10 162H9V161ZM22 160H24V161H22ZM48 160H50V161H48ZM66 160V161H65ZM96 160V161H95ZM150 160H151V162L152 163H150ZM160 161V163L162 162V165L164 166V168L165 169H162L163 168V166H161V164H159V165H156V164H158L157 162H159ZM176 160H179L178 162L176 161ZM191 160V159H190ZM190 160H188V161H190ZM197 159H195V161H196ZM54 163H53V162ZM87 161V162H86ZM98 161V162H97ZM157 161V162H156ZM198 161V160H197ZM5 162H6V164H8V162H9V164L8 165H6L5 164ZM23 162H25L26 163V165H25V163H23ZM29 162V163H28ZM43 162V163H42ZM47 162V163H46ZM49 162H52V163H49ZM59 163V165H57L58 163ZM148 162V163H147ZM199 162V161H198ZM28 163V164H27ZM56 163V164H55ZM155 163V165L153 166V164ZM164 163V164H163ZM16 164V166H17V168H16V166H12V165H15ZM22 164V165H21ZM49 164V165H48ZM51 164H53V165H51ZM55 164V165H54ZM195 164H197L196 162H195ZM7 167H9V165H10V170H9V168H7ZM22 166L21 168H20V166ZM87 165V166H86ZM53 166H54V168H53ZM57 166V168L58 169H56L55 167ZM118 166H122V167H118ZM129 166H130V168H129ZM133 166H135V167H133ZM159 166V167H158ZM174 166H177L178 167V170H174L175 168H174ZM195 166V165H194ZM11 167H12V169H11ZM19 167V168H18ZM62 167V168H61ZM64 167V168H63ZM98 167V168H97ZM132 167V168H131ZM177 167H176V169H177ZM23 168V169H22ZM26 168V169H25ZM28 168V169H27ZM85 168V169H84ZM88 168H90L89 170H88ZM110 168H111V170H110ZM135 168V169H134ZM142 169V170H140V169ZM6 169H8V171L6 170ZM17 169V170H16ZM19 169V170H18ZM33 169V170H32ZM35 169V170H34ZM51 169H55L54 171L52 170V172H51ZM66 169L68 170V171H66ZM94 169V170H93ZM99 169H101V170H103V171H101V170H99ZM106 169V170H105ZM108 169V170H107ZM115 169V170H114ZM125 169V170H124ZM127 169V170H126ZM133 169V171H131ZM136 169H138V170H136ZM11 170H13V171H15V172H13V171H11ZM23 170V171H22ZM37 170V171H36ZM39 170V171H38ZM57 170V171H56ZM61 170V171H60ZM64 170H65V172H66V175H67V178H66V175H64ZM97 170H99L98 172H99V174H98V172H97ZM114 170V171H113ZM121 170V171H120ZM124 170V172H122ZM151 170V171H150ZM152 170H154L153 171V173H152ZM155 170H157V171H155ZM162 170V171H161ZM164 170H166L168 173H164V174H160L161 172L163 173L164 172ZM171 170V171H170ZM174 170V171H173ZM10 171V172H9ZM19 171V172H18ZM41 171V172H40ZM51 172V173H49V172ZM84 171H86V172H84ZM89 171V172H88ZM94 171V173H92ZM117 171V172H116ZM129 171H131V172H129ZM137 171V172H136ZM142 171H144L145 172V174H144V172L142 173ZM160 171V172H159ZM9 172V173H8ZM27 172V173H26ZM30 172H32V173H29ZM39 172V173H38ZM55 172H57L56 174H55ZM63 172V173H62ZM111 172H113V173H111ZM115 172V173H114ZM120 172V173H119ZM135 174H134V173ZM158 172V173H157ZM20 173V174H19ZM35 173V174H34ZM41 173V174H40ZM61 173V174H60ZM68 173V174H67ZM102 173L104 174V175H102ZM108 173V174H107ZM127 173L129 174V173H131V175L132 176H130V174H129V176L127 175ZM156 173V174H155ZM180 173H182L181 175H180V178H181V176H184L185 174H187V173H184V172H182V170H181V172ZM19 174V175H18ZM23 176H22V175ZM26 174V176H24ZM52 174H54L55 176H57L56 178H54L53 179V176L54 175H52ZM82 174V175H81ZM95 175V177H93V175ZM111 174H118L117 176H108V175H111ZM121 174H123V177H122V175L120 176ZM13 175V176H12ZM30 176V177H27V176ZM46 175H47V177H46ZM48 175H49V177H48ZM59 175H60V177H59ZM70 175V176H69ZM80 175V176H79ZM85 175H87V178H86V176ZM88 175H89V178H88ZM146 175V176H145ZM165 175V176H164ZM11 176V177H10ZM51 176V177H50ZM54 176V177H55ZM78 176V177H77ZM100 176H101V179H104L105 177H109L110 179L111 178H113L112 180L114 181V182H117V181H119L120 179L122 180L123 179V182L125 183V186L127 187L128 186V189L126 190V191H124L123 192V190L122 191H120L121 189H123V182L122 183H119V185H120V190L118 189V191L116 190V187L117 186H115V190H116V192H112V191H110V192H112L111 194L112 195H114V196H112V197H116L115 198V200H117L118 199V201L117 202H115L114 203V198H110V196H111V194H110V196L109 195H107L108 193H105L104 194V196H108V197H104L103 195L102 196H100L101 194H99V196H100V198L101 197H103L102 199H99L98 197H95V196H97L96 195V188H98V190H99V188H100V185H101V181H100ZM120 176V177H119ZM126 177V179H125V177ZM142 176V177H143ZM164 176V177H163ZM168 176V177H169ZM185 176H187V175H185ZM185 176L184 177H182V178H185ZM70 177V178H69ZM83 177V178H82ZM92 177H93V179H92ZM97 177V178H96ZM104 177V178H103ZM115 177H117L118 178V180L116 181L115 180ZM143 177V178H144ZM172 178H170L169 180H171V181H173L174 180V177H177L178 178V176L176 175V173L175 174H173V176H171ZM194 177V176H193ZM0 178H2V177H0ZM3 178V179H4ZM18 179H19V177H17ZM20 178V179H21ZM39 178V179H38ZM58 178V179H57ZM72 178H73V180H72ZM82 178V179H81ZM84 178H86V179H84ZM95 178V179H94ZM149 178H146V180H148ZM166 178V177H165ZM179 178V179H180ZM182 178H181V180H182ZM187 178V179H186ZM184 180H187V182L189 181L190 182V180L191 179H189L188 178V176L186 177ZM19 179V180H20ZM41 179V180H40ZM70 179V180H69ZM75 179H77V180H75ZM88 179V180H87ZM92 181L93 180V182H91L90 180ZM105 179H107V178H105ZM157 179V180H156ZM14 180H12V182L11 183H14L13 181ZM17 180V179H16ZM16 180H15V182H16ZM32 180V181H31ZM40 180V181H39ZM51 180L53 181H55V182H51ZM59 180V181H58ZM73 182H72V181ZM88 182H87V181ZM96 180V181H95ZM161 180H163V179H161ZM160 180V181H161ZM178 180V179H177ZM180 180V181H181ZM21 181V180H20ZM22 181H23V179H22ZM29 181H28V183H29ZM100 181V182H99ZM103 181V180H102ZM159 181V180H158ZM179 181V180H178ZM90 182V183H89ZM95 182V183H94ZM97 182V183H96ZM99 182V183H98ZM155 182V183H156ZM165 182H166V179H165ZM175 182V181H174ZM2 183L4 184V182H3V180H2ZM36 183V184H37ZM44 183V184H43ZM45 183H46V185H45ZM50 183V184H49ZM56 183H57V185H56ZM74 183V185L72 186V184ZM89 183V184H88ZM154 183V182H153ZM3 184H1L2 186H3ZM7 184V183H6ZM30 184V183H29ZM32 184V183H31ZM34 184H35V182H34ZM35 184V185H36ZM54 184L56 185V186H54ZM61 184V185H60ZM67 184H69V187L67 188ZM97 184V185H96ZM127 184V185H126ZM148 184V183H147ZM146 184V187L149 185H147ZM158 184H160V183H158ZM1 185H0V189L2 188L1 187ZM5 185V184H4ZM33 185V184H32ZM31 185V186H32ZM35 185H33V186H35ZM40 185H42V187H43V185H44V187H47L48 188V185H50V187L48 188V189H46V188H42V187H40ZM87 185V186H86ZM90 185V186H89ZM115 185H118V184H115ZM154 185V184H153ZM27 187L26 189L28 190V188H30V190H28V193L29 192H31L30 194H32V195H34L35 194V190H34V187L32 188V187ZM157 185H154L153 187H152V189H153V191L151 190H148V189H146V187L144 188V189H142L143 187H140L141 188V190H143V191H150V192H153V193H155L154 191H156L157 193L156 194H154V196H153V201L151 200V202H153V205H152V203H148L147 201V203L143 200V194L145 193V192H142L141 190H140V188H139V190L142 192V193H138L139 194V197H140V202L139 203H136L135 205H133L132 206V208H135V214L136 215H138V214H142L143 212H144V210H146V208H150V206L152 207H154V211H156V212H154L153 213V218H156V216L158 215H160V216H163V217H160L159 216V218L160 219H162V218H166L167 219V217L169 218L170 217V215H171V217L169 218V220L168 221H170V220H178V221H180V220H184V221H187V220H189V218H190V216L188 215V217L189 218H187V216L185 217V216H183V215H187V212L185 213L184 211V208H182L181 209V206L183 205V206H185V204H187V203H189V202H191L192 201V199L190 200V197L189 198H186L187 197V195H184L185 193H183V195H182V193L181 194H179L181 191H179V192H177V194H178V197L176 196L177 194H175L174 192H168L167 191V189H165V190H162L161 188H159V187H156ZM5 187V186H4ZM52 187H56V189L55 188H52ZM59 187V188H58ZM75 187V188H74ZM93 187V188H92ZM122 187V188H121ZM149 187V186H148ZM161 187H163L162 185H161ZM12 188V187H11ZM35 188H36V186H35ZM50 188H52V189H50ZM65 188H67V189H65ZM91 188V189H90ZM95 188V189H94ZM151 188V187H150ZM43 189H44V191H45V193L43 192ZM65 189V190H64ZM73 189H76V190H73ZM79 189V190H78ZM88 189V190H87ZM146 189V190H145ZM156 189V190H155ZM6 190V189H5ZM4 189H3V191L0 193V196L4 199L5 197V195L3 194L4 193V191H5ZM31 190H34V191H31ZM62 190H64V192L62 191ZM68 190H70V192L68 191ZM72 190H73V192L75 191V193H72ZM92 190V192H90V191ZM94 190V191H93ZM97 190V191H98ZM114 189H113V191H115ZM138 190V191H139ZM160 190L161 191H163L164 192V194H163V192L161 193L160 192ZM7 191H8V189H7ZM14 192L15 190L13 189H11L9 192H10V195H9V197H8V199L9 200H11V201H9L8 199L7 200H5L4 199V201L6 202H3V204L5 205V207H7V204H8V207L7 208H9V209H11L12 211H16L15 209L17 208H15L14 207V201H13V199L15 200V198H14V195L12 196V192ZM55 193H54V192ZM61 191V192H60ZM66 191L68 192V193H66ZM139 191V192H140ZM9 192H7L6 194L8 195V193ZM34 192V193H33ZM62 192L63 193H65V194H62ZM96 192V193H95ZM101 192V191H100ZM99 191H98V193H100ZM131 192H133V189H131ZM130 192V193H131ZM169 194H168V193ZM52 193H54L53 195H52ZM70 193V194H69ZM79 193V194H78ZM102 193V192H101ZM125 193H124V195H125ZM128 193V192H127ZM126 193V194H127ZM153 193H150V194H153ZM15 194V193H14ZM41 196H40V195ZM43 194V195H42ZM56 194V195H55ZM58 194H60V196L58 195ZM66 194L68 195V196H66ZM71 194H75L74 195V197H72L73 195H71ZM81 194V195H80ZM95 194V195H94ZM121 194V196H123ZM159 194V198L157 197V195ZM6 195V196H7ZM48 197V198H50V196L52 197V198H50L49 199V202H47V200H48V198L45 200V197L46 196ZM58 195V196H57ZM66 196V200H65V196ZM78 195H79V197H80V199H79V197H78ZM120 195V194H119ZM156 195V196H155ZM171 195V196H170ZM182 197H181V196ZM45 196V197H44ZM55 196H56V198L57 199H61V200H58L57 201V199H54L55 198ZM185 196V197H184ZM0 197V200H2V198ZM11 197V198H10ZM60 197V198H59ZM76 197V198H75ZM68 198H73V200H72V202H71V200L70 199H68ZM93 198H96V199H98V201L95 203H93ZM108 198H110V202H109V200H105V199H108ZM172 200H171V199ZM54 201V203L56 202V205H55V207H52V208H50V206H49V203H50V201L52 202V200ZM85 199V201L84 202H82L83 200ZM175 199H178V200H180V201H178V200H175ZM67 200H68V202H69V200H70V205L68 204V205H66L65 207L63 206V205H65V204H67ZM77 200H79V202H80V204H83L82 206L79 204L78 205V203H77ZM101 200V201H100ZM104 200L106 201V202H104ZM119 200H121V201H119ZM3 201V200H2ZM87 201H88V204H89V206H88V204H87V206H85L86 205V203H87ZM89 201H91V202H89ZM96 201V200H95ZM102 203H107L105 206H109V208L111 209H117L116 210V212L118 213L117 215H114L116 212L114 211V210H112V211H114L113 213L112 212H110L111 210H109V208L108 207H104V206H102L103 205V203L102 204H100V202ZM113 201V202H112ZM142 201L143 202H145V203H143V204H141L142 203ZM148 201H150V200H148ZM181 201H182V203H184V204H180L181 203ZM186 201V202H185ZM13 202V203H12ZM62 202V203H61ZM65 202V204H63ZM99 202V203H98ZM112 202V203H111ZM118 202H121V203H118ZM180 202V203H179ZM10 203L11 204H13V205H10ZM48 203V204H47ZM85 203V204H84ZM95 204V205H97V203H98V206H102L101 207V210H99V207L98 206H96V208L92 205V204ZM115 204V205H112V204ZM161 203V204H160ZM62 204V205H61ZM100 204V205H99ZM147 204V205H146ZM150 204V205H149ZM48 207H47V206ZM61 205V206H60ZM159 206V207H157V206ZM68 206V207H67ZM78 206H80V207H78ZM110 206H112V207H110ZM148 206V207H147ZM156 206V207H155ZM161 206V207H160ZM175 206H179V208H180V212L181 213H179V209H178V207H176L175 208ZM44 207V208H45ZM70 207V208H69ZM94 207V208H93ZM104 207V208H103ZM68 208V209H67ZM86 208V209H85ZM88 208V209H87ZM103 208V209H102ZM107 208V209H106ZM156 208V209H155ZM159 208H162L161 210H159ZM175 209V211H177V212H175L174 211V209ZM14 209V210H13ZM76 209H78V211L76 210ZM83 209H85L86 211H84ZM173 209V210H172ZM17 210H18V208H17ZM98 210V211H97ZM102 210L103 211H107L106 212V214L108 213L109 214V212H110V216L108 215V217L107 218H105L106 217V215H104L105 214V212H102ZM120 210V209H119ZM184 210V211H183ZM19 211V210H18ZM121 211V210H120ZM159 211H160V213H159ZM172 211H174L173 213L175 214V215H173L172 214ZM157 212H158V214H157ZM98 213V214H97ZM102 213H104V214H102ZM112 213V214H111ZM177 213H179V214H177ZM60 214V213H59ZM61 214H62V210H61ZM60 214V215H61ZM89 214H91V213H89ZM95 214H97V215H95ZM157 214V215H156ZM93 215L91 214V216L93 217ZM154 215H155V217H154ZM179 215V216H178ZM101 216H103V218L101 217ZM157 216V217H158ZM167 216V217H166ZM173 216H175V218H173V219H171ZM111 218V220H110V218ZM118 217V216H117ZM178 217V218H177ZM102 218V219H101ZM182 218V219H181ZM185 218V219H184ZM101 219V220H100ZM104 219V221H105V219H107L105 222H103L102 220ZM73 220H75L74 218H73ZM96 220V221H95ZM110 221H112V222H110ZM190 222H191V224H195V222L193 223V219H191V220H189ZM188 221V222H189ZM196 222H198L197 220H195ZM102 222V223H101ZM109 222V223H108ZM97 223V224H96ZM105 223H107V225L105 224ZM200 222H198V224L196 223L195 225H200L199 224ZM100 224H102V226L100 225ZM106 225V226H105ZM92 227V228H93ZM103 227H104V229H103ZM109 227H111V226H109ZM121 227V225L119 226V228ZM108 228V227H107ZM95 229H98V228H95ZM161 230V231H160ZM160 230H158V231H156L155 232V229H153V231L157 234V236H155V233H153V235H154V238L155 239H157V241L159 242V243H157L156 242V244H158V248H157V250L158 251H161V248H162V250L164 251V247L163 246H167L166 247V250L164 251L165 252V254L166 253H169V252H167L168 250H169V242L171 241V239H174V240H177V238H178V235L177 234H175L174 233V235L175 236H177V238L175 239V236L173 237V238H171L172 236H173V233H172V235H171V233L170 232H168V239L167 240H169L170 238V240L169 241H167L168 242V244H167V242H165L166 240H164L165 239V235H167L165 232H163L162 231V229H160ZM104 232H105V234H104ZM172 232V231H171ZM108 234V233H107ZM107 236V235H106ZM105 236V237H106ZM169 236H170V238H169ZM109 237V236H108ZM159 237V238H158ZM180 237H182V236H180ZM180 237L178 238L179 240H180ZM164 238V239H163ZM167 238V237H166ZM182 238H184V237H182ZM154 239V240H155ZM185 239V238H184ZM184 239H183V241H184ZM188 239H191V238H188ZM241 239V238H240ZM179 240H177L178 242L175 244L174 243V245H176L177 246V248H175V249H177V250H182V252L184 253V250L187 248V250H189L188 248H190L191 246V244L190 243H188L189 244V246L190 247H187L188 246V244L186 243V245L187 246H184L185 245V243H183L182 245L185 247H183L182 248V246H181V242H179ZM187 239H185V241H186ZM251 239H249V241H250ZM160 241H163V242H165L166 244L164 245V243H162V242H160ZM181 241V240H180ZM182 241V242H183ZM187 241H189V240H187ZM193 240L191 239V241L190 242H192ZM249 241H247L246 240V243H244V241H243V238H242V245H244L245 244V246H247V248H249V250L248 249H246V247L245 246H243L244 247V249H243V247L240 249L239 247L240 246H242L241 244H240V246H237V248L236 249H238L239 248V250H237L236 252H235V256H234V253L232 254L233 255V258H232V255H230V256H228L227 257V261H225L224 263L225 264H230V263H228V262H230L231 260H233L232 262L233 263H236V264H250V263H252V261H254L253 263H255V260H254V256H256V253H257V251H256V253L255 252H253V251H255V249H253V246H252V244H253V241L249 244ZM172 242H174V241H171L170 242V244H172L171 246L173 247V243ZM176 242V241H175ZM192 243H194V242H192ZM237 243H240L239 242V240H238V242ZM160 244H163L162 245V247H161V245ZM246 244H248V245H246ZM160 245V246H159ZM195 245V244H194ZM194 245H192V247L194 248L195 247V249H196V245L194 246ZM250 245V246H249ZM254 245V244H253ZM170 246V250H171V247ZM181 246V247H180ZM155 247H157V246H155ZM161 247V248H160ZM175 247V246H174ZM178 247H180V249L178 248ZM250 247H252V248H250ZM168 248V249H167ZM184 249V250H183ZM243 249V250H242ZM169 250V251H170ZM174 250V249H173ZM173 250H171V251H173ZM187 250H185L186 251V253H185V255H186V257L188 258V260H190L189 262H188V260H187V258L185 259V260H187V262L185 261V260H183L184 262H182V261H179V264H206L207 263V261L209 262L211 259H210V257H205V258H203L202 260L199 258V257H196L194 254H193V252H195V250L194 249H192V248H190V250L189 251H187ZM194 250V251H193ZM241 250L243 251V252H241ZM250 250H252L251 251V253L252 254H254L255 253V255H250L251 253L249 252ZM163 251H161V252H163ZM193 251V252H192ZM163 252V253H164ZM189 252V253H188ZM192 252V254L190 255L191 257H190V259H189V254ZM238 252V253H237ZM247 252V255L245 254V253ZM259 252V251H258ZM237 253V254H236ZM240 253V254H239ZM250 253V254H249ZM252 256L251 258H250V256ZM237 255V256H236ZM241 255V256H240ZM243 256V258H241ZM247 256H248V259H247ZM193 257V258H192ZM231 257V258H230ZM234 257H235V259H234ZM238 257V258H237ZM240 257V258H239ZM244 257H246V258H244ZM161 258V259H160ZM165 256L164 257H158L157 258V260H155L154 262H153V264H162V262L164 261V263L163 264H172V261L173 262H175L174 260H177V258H173L174 260H170L169 259V257H167V258H165ZM171 258V257H170ZM230 258V259H229ZM168 259L170 260V262L171 263H169V261H168ZM193 259V260H192ZM199 259L201 260V262L199 261ZM242 259V260H241ZM166 260V261H165ZM204 260H206V263H204L205 261ZM225 260V259H224ZM234 260H236V261H234ZM246 260V261H245ZM160 261V262H159ZM204 261V262H203ZM167 262V263H166ZM178 262V261H177ZM196 262V263H195ZM227 262V263H226ZM231 262V263H232ZM210 263V262H209ZM257 263V262H256ZM174 264H177V263H174ZM208 264V263H207Z\"/></svg>",
  "mask_w": 264,
  "mask_h": 264
},
{
  "label": "bare ground",
  "instance_id": "2",
  "mask_svg": "<svg viewBox=\"0 0 264 264\" xmlns=\"http://www.w3.org/2000/svg\"><path fill=\"white\" fill-rule=\"evenodd\" d=\"M109 1H112V0H109ZM100 2V1H99ZM128 2V1H127ZM124 4V3H123ZM131 4V3H130ZM151 5V4H150ZM149 5V6H150ZM115 6V5H114ZM88 7V6H87ZM90 7V6H89ZM88 7V8H89ZM95 7V6H94ZM133 7H134V5H133ZM137 8V7H136ZM89 9H91V7L89 8ZM133 9V8H132ZM131 12V11H130ZM134 12L136 13V9L134 8ZM133 12V13H134ZM139 12V11H138ZM141 13V11L139 12V14ZM137 14V13H136ZM154 14V13H153ZM138 15V14H137ZM127 16V15H126ZM138 20V19H137ZM136 19H135V21H133V22H131L130 21V25H129V31L127 30V34L125 33V28H126V26H128L127 24H122L121 22V24H119L120 25V27L121 28H123L124 29V37L125 38H132L131 39V42H132V40H134L133 38H138V36L141 34H143V32L141 33V32H139V31H141V27H140V23L142 22L143 24H144V22H145V24L147 23L148 25H150V21H144V20H141V21H137ZM188 20V19H187ZM186 20V21H187ZM117 21V20H116ZM123 22V21H122ZM125 23L127 22V21H124ZM182 22V21H181ZM191 22V21H190ZM115 23H117V22H115ZM188 23H189V20H188ZM244 23H245V21H244ZM146 24V25H147ZM180 24V23H179ZM179 24H177V25H179ZM187 24V23H186ZM114 25V24H113ZM116 26H117V24H115ZM122 25H123V27H122ZM183 25V24H182ZM192 25V24H191ZM190 25V26H191ZM242 25V24H241ZM130 26H131V33H130ZM145 26V25H144ZM222 26H223V24H222ZM243 26V25H242ZM241 26V27H242ZM100 27H102V26H100ZM107 27V26H106ZM140 28V29H139ZM189 28V27H188ZM114 29H116L115 27H114ZM113 29V27H112V29H110L109 30V34L106 32V34H108L107 36L106 35H104V37H99L100 38V40L97 42V44H94L93 43V40H92V50L93 51H95L96 52V54L97 55H100L101 56V54H106V51H108V49L109 48H111L110 47V45H109V43H108V41L110 40H113V39H117L118 38V36L116 35V32H115V30ZM117 29H120V28H117ZM247 29V28H246ZM245 29V31H246V33L249 31L248 29V31ZM241 30V29H240ZM239 30V31H240ZM105 31V30H104ZM188 31H189V29H188ZM195 31V30H194ZM242 31V30H241ZM255 31V30H254ZM264 31V30H263ZM98 32V31H97ZM120 32V31H119ZM128 32H129V34H128ZM182 31H180V33H181ZM187 32V31H186ZM250 32H251V30H250ZM249 32V33H250ZM92 33V32H91ZM100 33V32H99ZM104 33V32H103ZM170 33H171V31H170ZM175 33H177V32H175ZM185 33V32H184ZM237 33V32H236ZM239 33V32H238ZM245 33V32H244ZM256 36L257 35H259V34H256V32H253ZM253 33H250V34H252L253 35ZM261 33H262V31H261ZM88 34H90V33H88ZM95 34V33H94ZM182 34V33H181ZM194 34V33H193ZM243 34V33H242ZM122 35V34H121ZM128 35V36H127ZM138 35V36H137ZM141 35L139 36V38L141 37ZM180 35V34H179ZM222 35V34H221ZM240 35V34H239ZM93 36V35H92ZM238 36V35H237ZM242 36V35H241ZM244 36V35H243ZM246 36V35H245ZM248 36H249V34H248ZM248 36H246V37H248ZM84 37V36H83ZM179 37V36H178ZM195 37V36H194ZM250 37V36H249ZM252 37V36H251ZM260 37V36H259ZM85 38V37H84ZM93 38V37H92ZM96 38V37H95ZM97 38H98V35H97ZM138 38V39H139ZM235 38V37H234ZM233 38V39H234ZM253 38V37H252ZM258 38V37H257ZM89 39V38H88ZM238 39V38H237ZM249 38H246L244 41H247ZM255 39V38H254ZM86 40V39H85ZM108 40V41H107ZM136 40V39H135ZM183 40V39H182ZM194 40V39H193ZM196 40V39H195ZM241 40V39H240ZM250 40V39H249ZM253 40V39H252ZM259 40V39H258ZM263 40H264V38H263ZM87 41V40H86ZM89 42H90V40H88ZM127 41V40H126ZM251 41V40H250ZM256 41V40H255ZM254 41V42H255ZM96 42V41H95ZM184 42V41H183ZM189 42V41H188ZM194 42V41H193ZM232 42H233V40H232ZM240 42V41H239ZM258 42V41H257ZM87 43V42H86ZM108 43V44H107ZM113 43V42H112ZM127 43V42H126ZM190 43V42H189ZM195 43V42H194ZM198 43V42H197ZM244 43V42H243ZM251 43V42H250ZM115 44V43H114ZM138 44H140V43H138ZM169 45H166L165 44V46H162V45H160V44H157L156 46H155V44L153 45V49H155V51H156V48L158 47V48H160V47H167V49H168V47H170V49H173V48H176L174 45L172 46V45H170L171 43H168ZM188 44V43H187ZM212 44V43H211ZM211 44L209 45V46H211ZM215 43H213V46H215L214 45ZM245 44V43H244ZM260 45L262 44V46H263V43L260 41V43H259ZM259 44H255V45H258V46H255L254 44V46H251L252 47V49H256V48H261L262 46H259ZM91 45V44H90ZM205 45V44H204ZM204 45H203V47H204ZM241 45V44H240ZM243 45V44H242ZM177 46V45H176ZM208 46V45H207ZM212 46V47H213ZM250 46V45H249ZM145 48H148V47H145ZM157 48V51H159V49ZM165 48H161V49H163V51H166L165 50ZM178 48V47H177ZM190 48V47H189ZM197 48H200V47H197ZM242 48H243V46H242ZM249 48V50H251V48L250 47H248ZM129 49V48H128ZM136 49H137V47H136ZM141 49H143V48H141ZM160 49V50H161ZM215 49V48H214ZM263 49V48H262ZM261 49V50H262ZM81 50V49H80ZM202 50H204L203 48H202ZM210 50H211V47H210ZM249 50H244L245 52L247 51H249ZM257 50V49H256ZM155 51L153 52V53H155ZM168 52H169V50H167ZM166 51V52H167ZM172 51V50H171ZM213 51V50H212ZM211 51V52H212ZM216 51V50H215ZM214 51V52H215ZM235 51V50H234ZM234 51H232V52H234ZM237 51V50H236ZM243 51V50H242ZM244 51H243V53H244ZM165 52V53H166ZM175 52V51H174ZM177 52V51H176ZM184 52H186V51H184ZM200 52V51H199ZM203 52V51H202ZM207 52H209V51H207ZM213 52V53H214ZM220 52V51H219ZM215 53V54H213V55H210V57H208V55L209 54H212V53H209V54H205L206 55V58H205V55L203 54V53H201V54H203L201 57H204V58H202L203 60L204 59H206V60H212L211 58H214V60L213 61H216L217 60V62L219 61V63L220 62H223V61H225V62H229V60H231L232 59V57L231 56H233V59H235V58H237L236 60H244L245 61V58L247 57V56H249L250 57V54H248L247 52V56L245 55V54H242L241 53V51H240V53H238V54H235V55H238V57L239 56H241V59H238V57H235L231 52V54H228V52L227 53H224L223 52V54L220 52V53ZM226 52V51H225ZM252 52H253V50H252ZM251 51H250V53H252ZM261 52V51H260ZM180 53V52H179ZM205 53V52H204ZM258 53V52H257ZM128 54V53H127ZM156 54H157V52H156ZM174 54V53H173ZM194 54V53H193ZM192 54V55H193ZM260 54V53H259ZM159 55V54H158ZM195 55V54H194ZM194 55H193V57H194ZM246 56V57H244V56ZM252 55H254L255 56V52H254V54H251V56ZM135 56V55H134ZM145 56V55H144ZM185 56V55H184ZM183 56V57H184ZM187 56V55H186ZM242 56H243V58H242ZM254 56H252V57H254ZM260 56V55H259ZM128 57V56H127ZM130 57V56H129ZM190 57V58H189ZM189 59H191V58H193L192 56H190L189 55ZM197 57H200L199 55L197 56ZM231 57V59H229ZM249 57H247L248 59H249ZM251 57V58H252ZM139 58V57H138ZM143 58V57H142ZM169 58V57H168ZM177 58V57H176ZM194 58H196V57H194ZM193 58V60H195ZM240 58V57H239ZM255 58V57H254ZM254 58H252L253 60H254ZM257 58H258V56H257ZM261 58H263V57H261ZM136 59V58H135ZM171 59V58H170ZM179 59H181V58H179ZM226 59H229L228 61L226 60ZM264 59V58H263ZM125 60H127V59H125ZM131 60V59H130ZM130 60H127L128 61V63H129V61ZM148 60V59H147ZM196 60H198V59H196ZM209 60V61H210ZM250 60V59H249ZM257 60V59H256ZM256 60H255V62H256ZM260 60V59H259ZM262 60V59H261ZM133 61H134V58H133ZM146 61V60H145ZM160 61V60H159ZM176 61V60H175ZM178 61V60H177ZM200 61V60H199ZM205 61V60H204ZM213 61H210L209 62V65L211 64V62H213ZM247 61V63H248V60H246ZM258 61V60H257ZM124 62V64H127L126 63V61H123ZM138 61H136V63H137ZM141 62V60H139V63ZM154 62V61H153ZM161 62V61H160ZM170 62V61H169ZM172 62H174V61H172ZM195 62V61H194ZM193 62V63H194ZM258 62H260V61H258ZM135 63V62H134ZM146 63H147V61H146ZM166 63V62H165ZM186 63V62H185ZM190 63H191V61H190ZM204 63H206V62H204ZM215 63V62H214ZM234 63H235V61H234ZM244 63V62H243ZM242 63V64H243ZM250 63H251V60H250ZM261 63V62H260ZM123 64V65H124ZM131 64V63H130ZM141 64V63H140ZM139 64V65H140ZM142 64H143V62H142ZM142 64L140 65V66H142ZM162 64L164 65V62L162 61ZM177 64H179V63H177ZM177 64L175 65V67H177ZM200 64V63H199ZM208 64V63H207ZM213 64V63H212ZM222 64V63H221ZM221 64H219V65H221ZM233 64V63H232ZM138 65V64H137ZM144 65H145V62H144ZM171 65H173V63H170V66ZM184 65V64H183ZM198 65V64H197ZM196 65V66H197ZM203 65H205V64H202L201 66H203ZM225 65V64H224ZM237 65V64H236ZM244 65V64H243ZM246 65V64H245ZM255 65V64H254ZM130 66V65H129ZM135 66H136V64H135ZM148 65L146 64V66H145V68H144V71L145 70H147L146 69V67H147ZM157 66V65H156ZM167 66V65H166ZM169 66V65H168ZM179 66V65H178ZM185 66V65H184ZM195 66V67H196ZM200 66V65H199ZM199 66H197L196 67V69L197 68H199ZM211 66V65H210ZM213 66V65H212ZM215 66V65H214ZM222 66V65H221ZM227 66V65H226ZM233 65H231V67H232ZM238 66V65H237ZM242 66V65H241ZM249 66H251V64L250 65H248V67ZM126 66L124 65V68H125ZM131 67V66H130ZM129 67V68H130ZM133 67H134V65H133ZM138 67V66H137ZM158 68H159V66H157ZM161 68H159V69H161L160 71H157V73H159V72H161V75L163 76V77H165L164 76V74L165 73H167V70L170 68H168V69H165V66H160ZM182 67V66H181ZM187 66H185L184 68H186ZM193 67V66H192ZM194 67V68H195ZM224 67V66H223ZM234 67V66H233ZM236 67V66H235ZM239 68H241L240 66H238ZM248 67H246V69L242 72V70H243V68L241 69V71H237L236 72V70L234 69V71L236 72H232V73H229L228 71L231 69H229L228 68V70H227V68H222V67H219V68H221V70H223V72H221L222 74H219V75H217V74H215L213 71L215 70H213V67H211L210 69L211 70H208V68H207V66H206V69L205 70H202L203 71V79H205L204 81H205V84H202V82L200 81V82H198V84H202V87H201V85L198 87L197 86V83H196V86L198 87V88H202V89H199V93H200V96H199V98H198V95H196V93L195 92H191V91H189V86L187 85V87H188V89L186 90V91H189L188 93H189V95H190V93H195V95L197 96V98L198 99H194V101L192 100L191 102H188V101H190L189 100V98H188V100H187V102H185L188 106L186 107V110H187V112H184V114L181 112V114H180V112H179V114L180 115H177L178 114V112H177V116L175 115V117L173 116V118H172V122H173V120H176L177 121V123L179 124V122H181L182 124L183 123H185V125L186 124H188V125H186V127L188 126L189 127V129H191L192 131V135H193V133H195V130H199L200 132H201V135H200V139H199V141H198V145H201V146H203V147H207V145L208 144H210V143H212V142H214L216 139H218V137L221 135V130L222 129H224V128H227L228 129V131L225 133L226 135H225V137L227 138H225L226 140V142L224 141V145L223 146H221V147H214V148H212V147H209V149L210 148H212V149H210L209 150V152H208V148H207V154H205L204 155V157H202L201 155L204 153H202L201 154V152L199 153V154H201L200 156H201V158H200V160H199V156L198 155H196V156H198L197 158H194V157H192V155H191V157L192 158H194V159H192L191 157H190V155L189 156H182L181 157V159H180V157H178L177 156V158L180 160H176L177 162L179 161V162H181V161H183L185 164H187V163H191V164H193L194 163V165H191L189 168V171H190V174L194 171V169L196 168V171H194V173L196 174L197 173V176H195V175H193L192 174V179L189 177L190 175L188 174L189 172H188V170H186L185 169V167H183L184 165H183V163H177L178 165V167H180L181 166V164H182V166H181V168H179V170L181 169L182 170V172H184V173H187V174H185V175H187L188 176V178L189 179H191L190 180V182L188 181L187 182V180H184L187 176H185V178H182V177H184V176H181V178H182V180H181V178H180V175L182 174V173H180L181 172V170L179 171V174L180 175H178V172H175L176 173V175L178 176V178L177 177H174V180L173 181H171V180H169L170 178H172L171 176H173V174H175V173H172V175L171 176H169L171 173H169V175L167 174L164 178H161V177H159L158 178V180H157V182L156 181H153L154 179L153 178H149V176L147 177L146 175V177H144L143 176V174L139 177V176H137L134 172V174H135V176H132L131 175V173H129L130 174V176H132V177H129V178H127L128 179V181H127V184H128V186L130 185V188L131 189H133V192H131V189H128V186L126 187L125 186V183L123 182V179L121 180H119V181H117L118 180V178L117 177H115V180L117 181V182H114L112 179L113 178H109V177H105V178H107V179H105L104 177V179H101V176H100V183H101V185H100V188H99V190H98V188H96L100 193H98V191L96 190V195L97 196H95V197H98L99 196V194H101L100 196H104V194L105 193H108L107 195H109L110 196V194L112 193V192H116V190L118 191V189L120 190V185H119V183H122L123 184V189H121L120 191H122L123 190V192L124 191H126L127 189V191H126V193H125V195H124V193L122 194V192H116V193H114L115 195H117L118 197L120 196V198L119 199H121V200H119V201H121L122 203H123V208L121 209L120 207H122V204H116L115 202H117L118 201V199L117 200H115V198L117 197H112V196H114V195H112L111 194V196H110V198L112 197V198H114V203L117 205L116 206V208L118 209V207H119V209L121 210H117V209H110L109 208V206L107 205V206H105L106 204L105 203H103V205L102 206H104V207H108L109 208V210H111L110 212H116V210L117 211H119L118 213L116 212L114 215H117V216H115L116 218H115V220H118V221H116V224H117V226L116 227H118V228H116L115 229V225L114 226H112L111 224L110 225H107V223H105L106 225H107V227L104 229V227H103V229H104V231L106 232V230L107 229H109V231L106 233V237L103 235V232H101L102 230L100 229L99 230V227H95V225H94V227L92 226V222H94L93 220L95 219V218H97V222H98V218H100V217H95L94 218V212H92L93 210L92 209H90V212L89 213H91L92 215H93V217L91 216V214H89L88 213V211L87 212H84V213H82L83 211L81 210V208L83 207L82 205L83 204H80V202H79V200H77V203H78V205L80 204L82 207L81 208H79V210L81 211L80 213H75L74 212V210H71V209H73L75 206L73 205V206H71L70 205V200H71V202H72V200H73V198H68V199H70L69 200V202H68V200H67V204H65V202L63 203V204H65V205H63L64 207L66 206V205H70L71 206V209L69 210L68 208V210H66V208H64L63 209V207H58L59 205L58 204H60V203H58L57 204V208H59V209H61L62 210V214H61V210L60 211H58V210H54L55 208H53V210L52 209H49V208H46L45 206H43V201L44 200H42L41 198H43V196H41L40 194V196H41V198H39V197H37L36 196V192H37V195H38V191H36V189L38 188V186H39V183L40 182H38L37 183V181H36V179H37V177H36V179L35 180H31L32 182H30L29 180H30V178H29V183H28V181H27V179L25 178V180H24V178H21L20 176H16V175H14L15 176V178L17 179H15L16 180V182H15V180L13 179V178H9V177H7V180L9 179V181H7L6 182V180H5V178L2 176V175H0V177H2V178H0V185L1 184H3L2 183V180H3V182H4V184H3V186L1 185V189H0V193L3 191V189L5 190L4 191V199L5 200H7L8 199V197H9V195H10V190L12 189H14L15 191L14 192H12V196L14 195V198H15V200L13 199V201H14V207L16 208H18V210H17V208L15 209L16 211H12L11 209H9V208H7L8 207V204H7V207H5V203L7 202H5L4 201V199L2 198V200H0V264H153V262L155 261V260H157V258L158 257H164L165 256V258H167V257H169V259L170 260H174L173 258H177V260H174L175 262H173L172 261V264H174V263H177V264H179V261H182V262H184L183 260H185L187 257H186V255H185V253H186V251L185 250H187V248L184 250V253L182 252V250H177V249H175V248H177V240H179L178 238L180 237V236H182V237H184L185 239H187V240H189V241H185V239L184 238H182V237H180V240H179V242H181V246H182V248L184 247V246H187L186 245V243L188 244V243H190L191 245V247L189 246V244H188V246L187 247H190V248H192V249H194L195 250V252H193V254L196 256V257H199L201 260L203 259V258H205L206 256L207 257H210V263L207 261V263L208 264H225L224 262L225 261H227L228 259H227V257L228 256H230V255H232L233 253H234V256H235V252L237 251V250H239V248L241 249L243 246H245V244L244 245H242V238H243V241H244V243H246V240L247 241H249V239H251L252 241H253V244H252V246H253V249H255V251H253V252H255L256 253V251H257V253H256V256H254V260H255V263H253L254 261H252V263H250V264H264V228H257V227H254V226H249V228H248V230L247 231H245V232H243L242 234H240L238 237H236L235 239H233L230 243H228V244H226V245H224V244H221L219 241L225 236V234H228V233H232V232H234L235 230H237V227H238V216H239V211H240V209L243 207V205H246V206H248V207H250V208H253V209H256V208H259L261 205H264V198H249V199H247V200H243V197L244 196H248V197H251V196H254V195H256V193H257V190L258 189H264V147L263 148H261V149H263L262 150V152L260 151L261 149L260 148H257V149H260V150H257L258 151V153L257 152H254L253 150H252V148H251V144H249L246 140H250V137H252V139L250 140V141H252L253 140V138H255V137H253V136H256V135H258V133L260 134H262V136L261 137H263V135H264V114H259V115H257V114H254L253 112V110L255 109V110H257L256 108H255V105L256 106H258V108H259V110H260V107H259V104H261V101H258V99L260 98V93L262 94V92H264L263 90H264V85L263 86H261V83L262 84H264V68H263V70L261 71L260 69V71L258 72V74H256V73H254V72H251V68L249 69ZM260 67H262V64H260ZM124 68H122V69H124ZM136 68V67H135ZM139 68H141V67H139ZM152 68V67H151ZM150 68V69H151ZM178 68V67H177ZM183 68V67H182ZM202 69L203 68H205V66H203V67H201ZM201 68H199V69H197V70H201ZM216 68V67H215ZM11 69H13V68H11ZM127 69H128V67H127ZM134 69V68H133ZM143 69V68H142ZM141 69V70H142ZM173 68H171V70H172ZM178 69H180V67L178 68ZM188 69H189V71H190V68L188 67ZM128 70H130V69H128ZM135 70V69H134ZM134 70H131L130 72L131 73H134V72H136V71H134ZM138 71H139V69H137ZM141 70H140V74H141ZM152 70V69H151ZM157 70V69H156ZM165 72V73H163V71ZM166 70V71H165ZM183 70V69H182ZM185 70H187V69H185ZM208 70V71H207ZM218 70H220V69H218ZM220 70V71H221ZM232 70V69H231ZM239 70V69H238ZM134 71V72H133ZM148 71V70H147ZM181 71V70H180ZM184 71V70H183ZM188 71V70H187ZM192 71V70H191ZM219 71V72H220ZM128 72V71H127ZM143 72V71H142ZM146 72V71H145ZM148 72H150V71H148ZM153 72V71H152ZM178 72V71H177ZM177 72H175V73H177ZM121 73H122V71H121ZM147 73V72H146ZM145 73V74H146ZM151 73V72H150ZM154 73V72H153ZM153 73H152V75H153ZM156 73V72H155ZM168 73H170L169 71H168ZM175 73L173 72V73H171V75L173 76H171L172 77V80L170 79L171 77H168L169 79H170V81H173V82H180L181 80V82H184L183 80L185 79V77L187 76V73L185 74L186 76L184 77V75L182 76L179 72V75L180 76H174L175 75ZM178 73L176 74V75H178ZM193 74H195V72H192ZM197 74H198V72H196ZM200 73H202V72H200ZM123 74V73H122ZM144 74V73H143ZM190 75H192L193 76V74H191V73H189ZM47 75V74H46ZM116 75V74H115ZM124 75V74H123ZM125 75H126V73H125ZM124 75V76H125ZM128 75V74H127ZM126 75V76H127ZM136 75H137V73H136ZM135 75V76H136ZM138 75H139V73H138ZM142 75V74H141ZM53 76V75H52ZM70 76V75H69ZM75 75H73L72 77H74ZM112 76V75H111ZM118 76V75H117ZM116 76V77H117ZM122 76V75H121ZM144 76V75H143ZM156 76H158V75H156L155 74V77H154V75L153 76H151L152 77V79L153 78H156V81H157V77ZM167 76H169V75H167ZM184 77V78H180V77ZM48 77V76H47ZM50 77V76H49ZM115 77V78H116ZM128 77V76H127ZM129 77H133L132 75L131 76H129ZM137 77V76H136ZM139 77V76H138ZM145 77V76H144ZM148 77H150V76H148ZM147 77V78H148ZM161 76H160V74H159V76H158V82H160V79L162 78H160ZM197 78H198V75L196 76ZM13 78L15 79L16 78V76L14 75V69H13ZM110 78V77H109ZM112 78V77H111ZM111 78L108 80V81H110L111 80ZM118 78V77H117ZM121 78H123V77H121ZM141 78V77H140ZM190 77H188L187 76V78H186V80L185 81H187L188 79H189ZM196 78V79H197ZM44 79V78H43ZM68 79V78H67ZM73 79V78H72ZM124 79H125V77H124ZM124 79H123V81H124ZM128 79V78H127ZM152 79H150L151 81H152ZM167 78H164L163 79V82L166 80ZM195 79V77L193 76V80ZM195 79V80H196ZM89 80V79H88ZM106 80V76H105V78L103 79V81H105ZM137 80H139V79H137ZM137 80H135V82L137 81ZM141 80H143V78L141 79ZM149 80V79H148ZM162 80V79H161ZM250 80H254V81H252V82H255L254 84L253 83H249L250 82ZM52 81V80H51ZM56 81V80H55ZM83 81V80H82ZM84 81H86V80H84ZM84 81H83V83L82 84H84ZM101 81H102V79H101ZM100 81V82H101ZM112 82H114L113 80H111ZM116 81V80H115ZM117 81H119V80H117ZM123 81H121V82H123ZM127 81V80H126ZM132 81V80H131ZM155 81V82H156ZM190 81H192V80H190ZM206 81H208V82H206ZM249 81V82H248ZM45 82H47V80H45ZM87 82V81H86ZM88 82H90V81H88ZM92 82H94V81H92ZM97 82V81H96ZM99 82V83H100ZM129 82V81H128ZM135 82H134V84H135ZM139 82H142V85H144L143 84V81H139ZM154 82V81H153ZM169 82V81H168ZM196 82V81H195ZM210 82V83H209ZM259 84H258V83ZM261 82V83H260ZM51 83V82H50ZM80 83H81V81H80ZM91 83V82H90ZM107 83L108 82H106L105 84L107 85ZM137 83H138V81H137ZM148 82H146V84H147ZM162 83V82H161ZM166 83V82H165ZM170 83H172V82H170ZM206 83H207V85H206ZM210 84V86H209V84ZM211 83H215L214 84V86H213V84H211ZM235 84L234 85V88H235V86H236V89H234V90H228V89H230V86L228 87V85H230V84ZM51 84H53L52 86H54V84L55 83H51ZM81 84V85H82ZM86 84V83H85ZM89 84V83H88ZM92 84V83H91ZM116 84H118V83H116ZM121 84V83H120ZM124 83H122V85H123ZM131 84H132V82H131ZM140 84V83H139ZM138 84V85H139ZM150 84V83H149ZM157 84H159V83H156L155 85L156 86H154L155 88H157ZM167 84V83H166ZM185 84L186 83H184V86H185ZM193 84L194 83H192L191 84V86L193 87ZM247 84H249V85H251V84H253V86H255V85H257L256 86V89L255 90H259L258 88H260V86L263 88L262 90H259V92L257 93V97L255 98L254 96L255 95H252L253 96V98H254V100H253V98L251 99V101H254L255 103L256 102H260V103H253L254 104V109L253 110H251L252 108H251V106H249V102L247 101V100H245L246 98H248V99H250L251 98V96H244V93H245V91L246 90H248V88L249 87H251V86H247ZM58 85V84H57ZM96 85V84H95ZM103 85H104V83L101 85V88L103 87ZM109 85V87H110V85H111V82L108 84ZM115 84L113 83V86H114ZM122 85H121V87H122ZM126 85V84H125ZM128 85H130V84H128ZM141 84H140V87L142 86ZM174 85H175V83H174ZM174 85H172L173 86V88L174 87H176V86H174ZM176 85H177V83H176ZM190 85V84H189ZM216 85V86H215ZM246 85V87H248V88H246V87H244ZM258 85H260V86H258ZM48 86V85H47ZM51 86V87H52ZM56 86V85H55ZM54 86V87H55ZM82 86H84V85H82ZM94 86V85H93ZM99 86V85H98ZM112 86V85H111ZM132 86V85H131ZM130 86V87H131ZM160 86H161V84H160ZM178 86H180L179 84H178ZM190 86V87H191ZM204 86V87H203ZM206 86V87H205ZM243 86V87H242ZM252 86V87H253ZM28 87V86H27ZM58 86H56L55 88H57ZM87 87V86H86ZM89 88H91V85H89L88 86ZM105 87V86H104ZM103 87V88H104ZM115 87H117V86H115ZM120 87V86H119ZM129 86H127V88H130ZM133 88H134V86H132ZM139 87V86H138ZM148 87H150V86H148ZM147 87V88H148ZM152 87H153V85H152ZM159 87V86H158ZM163 87V86H162ZM170 88H171V86H169ZM168 87V88H169ZM191 87V88H192ZM196 87V88H197ZM47 88V87H46ZM50 88V87H49ZM52 89L53 91L55 90V94H56V96H59L60 95V93H61V96L60 97H62L61 99H64L63 98V96L65 95V96H67L68 94H69V92H59V87L57 88L58 90H56V89ZM95 88H97V87H95ZM111 89H112V87H110ZM109 88V89H110ZM118 88V87H117ZM122 88H125V87H122ZM137 88V87H136ZM144 88V87H143ZM142 88V89H143ZM165 87H163V89H164ZM173 88H172V90H173ZM177 88V87H176ZM176 88H174L175 90H176ZM180 88V87H179ZM178 88V89H179ZM181 88H183V86H181ZM195 88V87H194ZM194 88H192L194 91L196 90V88L194 89ZM254 88V87H253ZM18 89V88H17ZM83 89V88H82ZM92 89V88H91ZM109 89H106V90H104V91H109V92H107L108 93V95L110 96V94L113 92V93H115V94H119V93H117V92H115V88H113V91L111 90H109ZM132 89V88H131ZM146 89V88H145ZM149 89V88H148ZM162 89V88H161ZM163 89H162V91L161 92H163ZM185 89H186V86H185ZM184 89V90H185ZM204 89V91H202ZM232 89V88H231ZM246 89V90H245ZM261 89V88H260ZM84 90H87V89H84ZM119 90H120V88H119ZM124 90V89H123ZM129 90V89H128ZM147 90V89H146ZM146 90H144V92H143V90H142V92L143 93H145V91ZM158 90H159V92H158ZM158 90H155L156 92H157V95H158V93H160V89H158ZM165 90V89H164ZM169 89H167V91H168ZM175 90L174 91H172V93L173 92H175ZM191 90V89H190ZM198 90V89H197ZM196 90V91H197ZM201 90V91H200ZM252 90H254V89H251V91ZM51 91V90H50ZM64 91V90H63ZM88 91H91V90H88ZM87 91V92H88ZM93 91V90H92ZM104 91H103V93H104ZM122 91V90H121ZM140 91H141V89H140ZM148 91V90H147ZM149 91H153V89H151V90H149ZM181 91H183V89L181 90ZM180 91V93L182 94V93H184V92H181ZM16 92V91H15ZM94 92H95V89H94ZM93 92V93H94ZM156 92H155V94H153V95H156ZM171 92V91H170ZM198 92V91H197ZM257 92V91H256ZM54 93V92H53ZM58 93V94H57ZM63 93H64V95H63ZM91 93V92H90ZM110 93V94H109ZM153 93V92H152ZM151 93V94H152ZM187 92H185V94H186ZM187 93V94H188ZM235 93V99H236V97H240L239 98V101H238V103L240 102V100H241V98L243 99V97H245L243 100H245V101H243V102H245V103H247L248 104V106L250 107V110H249V108H248V106H247V108L245 107L246 106V104H244V105H241V107L242 106H244V108H246L244 111V113L243 114H235L236 112H234V114L233 115H231V114H228V112L226 113L225 112V110H224V108L226 109V107H228L229 105L228 104H230V106H231V101L230 100H227V98H229L230 99V97H229V95L231 96H233V94ZM12 94H14V93H12ZM48 94H50V93H48ZM98 94V93H97ZM97 94H94V95H96V100L93 98V99H91L90 100V98H88L89 99V101H88V99H86L85 101L88 103V102H94V100H95V102L98 100L97 98H98V96H101V95H97ZM124 95H120L121 96V98L119 97H117L118 95H116V97H115V99L117 100V101H119V102H122V101H127V100H129V99H131V98H128L129 97V95L127 94H125V93H123ZM140 94V93H139ZM147 94H149V93H147ZM151 94H150V96H151ZM168 93H166V95H167ZM170 94V93H169ZM169 94H168V96H169ZM198 94V93H197ZM17 95H19V94H17ZM70 95H71V93H70ZM87 95H90V94H87ZM93 95V94H92ZM93 95V96H94ZM106 95V94H105ZM104 95V96H105ZM113 95V94H112ZM111 95V97H113V96H115V95H113L112 96ZM138 95V94H137ZM165 95V94H164ZM174 95V94H173ZM189 95L187 96L186 95V97H189ZM195 95H194V97H195ZM259 95V96H258ZM53 96L54 97H56L54 94H53ZM53 96H51V99H52V97ZM103 96V95H102ZM108 96V97H109ZM183 96H184V94H183ZM193 96V95H192ZM262 96L264 97V95L262 94ZM261 96V99L263 98ZM47 97V96H46ZM59 97V98H60ZM110 97V98H111ZM131 97V96H130ZM142 97V96H141ZM158 97V96H157ZM159 97H161V93L159 94ZM158 97V98H159ZM172 97H175V96H172ZM179 96H178V94H177V96L175 97V98H178ZM182 97V96H181ZM191 97V96H190ZM49 98V97H48ZM58 98V97H57ZM57 98H55V99H57ZM58 98V99H59ZM68 98V97H67ZM83 98V97H82ZM102 98H104V97H102ZM101 98V99H102ZM107 98V97H106ZM127 98V99H126ZM136 98H137V96H136ZM149 98H151V97H149ZM171 98V96L169 97V99ZM180 98V97H179ZM185 97H183V99H184ZM57 99V100H58ZM66 99V98H65ZM76 96H75V98L74 99H72L73 101H76ZM80 99L81 98H79L78 99V101L80 102ZM100 99V100H101ZM108 100H109V98H107ZM114 99V98H113ZM115 99H114V101H115ZM120 99V100H119ZM139 99H141V98H139L138 97V100ZM145 99V98H144ZM156 99V98H155ZM166 99H168V98H166ZM183 99L181 98L180 100H182L183 101ZM54 100V99H53ZM57 100H56V102H57ZM71 100V101H72ZM111 100H112V98H111ZM110 100V101H111ZM132 100H134V98L132 99ZM137 100V99H136ZM150 100V99H149ZM153 100V99H152ZM164 100V99H163ZM163 100H160V101H162L163 102ZM172 101L174 100V98L173 99H171ZM180 100H175V102L177 103V102H179ZM184 100H186V98L184 99ZM255 100H257V101H255ZM264 100V99H263ZM262 100V102H264ZM61 101H63V100H61ZM72 101V102H73ZM85 101H83L82 100V104H83V102L85 103ZM113 101V100H112ZM154 101V100H153ZM171 101V102H172ZM226 101H227V103L230 101V103H226ZM51 102V101H50ZM49 102V103H50ZM55 102V101H54ZM102 102V101H101ZM104 102V101H103ZM108 102V101H107ZM116 102V101H115ZM132 102V101H131ZM155 102V101H154ZM158 102V101H157ZM170 102V101H169ZM174 102V103H175ZM234 102V101H233ZM235 102H237V101H235ZM234 102V103H235ZM242 102V101H241ZM240 102V103H241ZM242 102V103H243ZM52 103V102H51ZM100 103V102H99ZM98 103V104H99ZM129 104H130V102H128ZM139 103H140V101H139ZM139 103H137V104H139ZM165 104H166V102H164ZM175 103V104H176ZM181 103V102H180ZM241 103V104H242ZM67 104H68V102H67ZM86 104V103H85ZM90 104V103H89ZM88 104V105H89ZM95 104V103H94ZM93 104V105H94ZM104 104H106V103H104ZM108 104V103H107ZM117 104V103H116ZM122 104H123V102H122ZM121 104V105H122ZM125 104V103H124ZM123 104V105H124ZM126 104H127V102H126ZM129 104H127L128 106H130ZM135 104V102L133 101V105ZM143 104V103H142ZM168 104H170V103H168ZM182 104H184V102L183 103H181V106H182ZM226 104L228 105V106H226ZM55 105V104H54ZM53 105V106H54ZM91 106H92V104H90ZM133 105H131V106H133ZM136 105V104H135ZM154 105V104H153ZM160 105V104H159ZM178 105V104H177ZM232 105H233V103H232ZM240 105V104H239ZM252 105V104H251ZM63 106V105H62ZM78 105H76V107H77ZM85 106V105H84ZM96 106V105H95ZM94 106V107H95ZM100 106V105H99ZM98 106V107H99ZM102 106V105H101ZM119 106H120V104H119ZM118 106V107H119ZM126 105H124V107H125ZM137 107L139 106V105H136ZM156 106H158V105H156ZM163 106H164V104H163ZM179 106V105H178ZM183 106H185V104L183 105ZM226 106V107H225ZM261 106V105H260ZM32 107V106H31ZM40 107V106H39ZM38 107V108H39ZM42 107V106H41ZM40 107V108H41ZM58 107V106H57ZM60 107V106H59ZM83 107V106H82ZM97 107V106H96ZM104 107V106H103ZM121 107V106H120ZM123 107V106H122ZM127 107V106H126ZM139 107H141V106H139ZM167 107H169V106H167ZM172 107V106H171ZM174 107H176V105L174 106ZM240 106H239V108H241ZM29 108V107H28ZM39 108V109H40ZM44 108V107H43ZM55 108V107H54ZM63 108V107H62ZM84 108V107H83ZM88 108H90V107H88ZM105 108V107H104ZM130 108V107H129ZM147 108V107H146ZM145 108V109H146ZM154 108H155V105H154ZM170 108V107H169ZM169 108H167V109H169ZM173 108V107H172ZM236 108V107H235ZM234 108V109H235ZM238 108V109H239ZM30 109V108H29ZM51 109H52V107H51ZM50 109V110H51ZM91 109V108H90ZM89 109V110H90ZM92 109H94L93 107H92ZM105 109H108V108H105ZM121 109V108H120ZM133 109V108H132ZM148 109V108H147ZM156 109H157V107H156ZM159 109H161L160 107H159ZM166 109V108H165ZM166 109V110H167ZM178 109V108H177ZM248 109V110H247ZM261 109H262V107H261ZM31 110V109H30ZM36 110V109H35ZM35 110H33V111H35ZM41 110V109H40ZM43 110V109H42ZM47 110H48V108H47ZM57 110V109H56ZM59 110H61V109H59ZM58 110V111H59ZM67 110V109H66ZM78 110V109H77ZM87 110V109H86ZM123 109H121V111H122ZM124 110H126V108H124ZM123 110V111H124ZM135 110V109H134ZM171 110V112H169ZM179 111H181L182 109L181 108H179L178 109ZM235 110H237V109H235ZM247 110V111H246ZM11 111H12V109H11ZM14 111V110H13ZM11 112L12 114H14V112ZM33 111H31L32 113H33ZM55 111V110H54ZM53 111V112H54ZM63 112V114L65 115L66 114V111L64 112V109L62 110ZM105 111V110H104ZM108 111V110H107ZM130 111V110H129ZM148 112H146V113H149V110H147ZM169 113H171L170 115H174V113H172V109H169ZM185 111V110H184ZM238 111H242V109H240V110H238ZM258 111V110H257ZM263 111H264V109H263ZM22 112V111H21ZM40 112V111H39ZM50 112V113H49ZM48 112V115L50 114L51 116L53 115L52 113V110L51 111H49ZM56 112V111H55ZM59 112H61V111H59ZM69 112V111H68ZM96 112H97V110H96ZM98 112H99V110H98ZM136 112H137V110H136ZM173 112H176V108H175V111H173ZM262 112V111H261ZM93 113H95L94 111H93ZM127 113V112H126ZM132 113H134V112H132ZM139 113V112H138ZM161 113V111L159 112V114ZM231 113H233V111L231 112ZM239 113V112H238ZM257 113V112H256ZM23 115L22 116H24V113H22ZM26 114V113H25ZM35 114H37L36 112L34 113V115ZM95 114H97V113H95ZM143 114H144V112H143ZM253 115V118H254V120H253V118L251 117L252 115ZM2 115L4 116V114L3 113H1V115H0V127L3 125L4 126V124H5V121L7 120L8 121V119H3V118H5V117H2ZM7 115V114H6ZM15 115V114H14ZM12 116V119H9V122H7V124H5V126L7 125L8 127H9V125L11 124H19V122H16L15 121V116ZM41 115H42V113H41ZM46 115H47V113H46ZM58 115V112H57V114H56V116ZM62 115V114H61ZM98 115V114H97ZM99 115H100V113H99ZM103 115V114H102ZM129 115H131L132 116V114H130V112H129ZM140 116H142V113L141 114H139ZM149 115H151V113L149 114ZM161 115V114H160ZM256 115H257V117L258 116H260V117H258V118H256ZM27 116V115H26ZM28 116H29V113H28ZM31 116V115H30ZM36 116V115H35ZM54 116H55V113H54ZM55 116V117H56ZM104 116V115H103ZM102 116V117H103ZM140 116H138V118L140 119ZM146 116H148V115H146ZM146 116H142V117H146ZM156 116V115H155ZM155 116H153V117H155ZM157 116H159L158 114H157ZM255 116V117H254ZM11 117V116H10ZM21 117V116H20ZM55 117H54V119H55ZM58 117V116H57ZM56 117V118H57ZM96 118L98 117V116H95ZM105 117H106V115H105ZM105 117H103V118H105ZM107 117H108V115H107ZM106 117V118H107ZM148 117H150V116H148ZM147 117V118H148ZM152 117V118H153ZM162 117H163V115H162ZM162 117H160V118H162ZM6 118H8L7 116H6ZM60 118V117H59ZM67 118V117H66ZM69 118V117H68ZM100 117H98V119L97 120H100L99 119ZM111 118V117H110ZM137 118V117H136ZM62 119V118H61ZM109 119V118H108ZM107 119V120H108ZM129 119H131V118H129ZM135 119V118H134ZM156 119V118H155ZM154 119V120H155ZM158 119V118H157ZM157 119H156V121H157ZM163 119V118H162ZM162 119H160V120H162ZM166 118H164V120H165ZM19 120V119H18ZM49 120V119H48ZM57 120V119H56ZM67 120L68 119H64V121L65 122H67ZM69 120H70V118H69ZM103 120V119H102ZM106 120V121H107ZM133 120V119H132ZM138 119H136V121H137ZM143 119H141V121H142ZM148 120H151V118H149ZM153 120V121H154ZM60 121V120H59ZM72 120H70V122H71ZM105 121V120H104ZM104 121H103V123H104ZM105 121V122H106ZM113 121V120H112ZM124 121H127V118H126V120H124ZM10 122H13V123H10ZM26 122V121H25ZM55 122V121H54ZM65 122H63V123H65ZM109 122V121H108ZM111 122V121H110ZM131 122V121H130ZM134 122V121H133ZM155 122V121H154ZM161 121H159V122H157V123H160ZM163 122V121H162ZM75 123V122H74ZM74 123H72L73 125H74ZM116 123V122H115ZM118 123V122H117ZM117 123H116V125H117ZM126 123H129L128 121L126 122ZM165 123V122H164ZM174 123H175V121H174ZM180 123V124H181ZM42 124V123H41ZM50 124V123H49ZM61 124V123H60ZM59 124V125H60ZM71 123H69L68 122V125H70ZM138 124V123H137ZM168 124V123H167ZM176 124V123H175ZM174 124V125H175ZM22 125V123H20V125L19 126H17L18 128H20V126ZM55 125V124H54ZM66 125V126H65ZM65 125H62V126H65V127H67V124H65ZM108 125H110L111 126V124L109 123ZM128 125V124H127ZM134 125H136L135 123H134ZM159 125H161L162 126V124H159ZM32 126V125H31ZM48 126V125H47ZM50 126H51V124H50ZM75 126V125H74ZM83 125H81V127H82ZM106 126V125H105ZM120 126V125H119ZM118 126V127H119ZM130 126H132V124L130 125ZM183 126H184V124H183ZM25 127L26 126H24V124H23V128H22V126H21V131H19L20 129H18V132H25V130H27V127H26V129H25ZM30 127V126H29ZM34 127V126H33ZM52 127H53V124H52ZM55 127H57V126H55ZM61 127V126H60ZM69 127H73V126H69ZM80 127V128H81ZM83 127H85V126H83ZM82 127V128H83ZM124 126H121V127H119L120 129H122V130H124V128H123ZM179 127V126H178ZM186 127H184V128H186ZM2 128H4V127H2ZM12 128V127H11ZM39 128V127H38ZM42 128H43V126H42ZM48 128V127H47ZM47 128H44V129H47ZM76 128V127H75ZM74 128V129H75ZM78 128V127H77ZM78 129V130H80L79 132L80 133H82L81 131H83V130H81V129ZM86 129V131L88 130L87 129V127H85ZM98 128H100V127H98ZM110 128V127H109ZM112 128V127H111ZM127 128H128V126H127ZM232 128H234L233 129V131H232ZM242 128H244L243 130L245 131H248V136L249 135H251V136H249V137H247V134L245 135V136H241V134L239 133V132H243L244 133V131L243 130H241ZM6 128H4V130H5ZM22 129H25V130H22ZM30 129V128H29ZM32 129H34V128H32ZM55 129V128H54ZM54 129H53V131H54ZM57 129V128H56ZM68 129V128H67ZM67 129H64V130H67ZM84 129V128H83ZM104 129V128H103ZM113 129V128H112ZM126 129V128H125ZM129 129L133 132L134 131V133H136L135 132V130H138V128L136 129V127L134 128L135 130H132L133 129V127L132 128H130L129 127ZM179 129V128H178ZM181 129H182V127H181ZM180 129V130H181ZM231 129V130H230ZM3 129H0V134L2 133L1 131H2ZM4 130H3V132H4ZM36 130V129H35ZM38 130H40V129H38ZM43 130V129H42ZM49 130H52V128H50ZM60 130L61 129H59V132L58 133H60ZM62 130H63V128H62ZM107 130V132H108V129H106ZM110 130V129H109ZM119 130V129H118ZM187 130H188V128H187ZM241 130V131H240ZM10 131H11V129H10ZM75 131V130H74ZM98 131V130H97ZM102 131V130H101ZM100 131V132H101ZM120 131V130H119ZM130 131V133H132ZM181 131H183V130H181ZM203 131V132H202ZM235 131V132H234ZM239 131V132H238ZM245 131V132H246ZM7 132V133H6ZM5 133H2L1 135L2 136H4L5 134L7 135L8 134V131H6ZM23 132V133H24ZM31 132V134H32V131H30ZM33 132H35V131H33ZM49 132H51V131H49ZM49 132H48V134H49ZM56 132V131H55ZM54 132V133H55ZM56 132V133H57ZM65 132V131H64ZM67 132H68V130H67ZM79 132H78V134H79ZM84 132V131H83ZM89 132H93L91 129H90V131ZM89 132H88V134H89ZM99 132V131H98ZM103 132H104V130H103ZM110 132H111V130H110ZM112 132H115L114 130H112ZM123 133H124V131H122ZM126 132V131H125ZM128 132L129 131H127V134H128ZM197 132V131H196ZM233 132V133H232ZM15 133V132H14ZM21 133H19V135L21 134ZM22 133V134H23ZM28 133V132H27ZM52 133V132H51ZM61 133H62V131H61ZM60 133V134H61ZM72 133V132H71ZM84 133H87V132H84ZM105 133H106V131H105ZM105 133H103V135L105 134ZM118 133L119 132H117V134L116 135H118ZM134 133L132 134V136L134 135ZM175 133V132H174ZM224 133H222V134H224ZM16 134H17V132H16ZM21 134V135H22ZM30 133H28V135H29ZM37 134V133H36ZM35 134V135H36ZM43 134H45V133H43ZM64 134V133H63ZM70 134V133H69ZM75 134H76V131H75ZM93 134H95V133H93ZM100 133H98V135H99ZM102 134V133H101ZM100 134V135H101ZM122 134V133H121ZM125 134V133H124ZM137 134H139L138 132H137ZM180 134V135H179ZM191 134L187 131H183V134L180 132V133H178V136H180V137H178V136H175V137H178L176 140H178L179 139V141L181 140V135H182V138L184 137L185 138V141H183L184 143L185 142H187L186 140H188L189 138H191ZM1 135H0V142H1V139L3 140V142H1V143H3V144H1L0 143V159L2 160L3 159V157H2V155H3V151L5 150V149H7V147L6 148H4L5 146H4V144H5V142H6V146H9V142L11 143V141H8V140H5L6 138H4V137H1ZM25 135V134H24ZM39 135V134H38ZM37 135V136H38ZM59 135V134H58ZM65 135V137H66V135L67 134H64ZM83 135V134H82ZM90 135H92V134H90ZM96 135V134H95ZM95 135H94V138H96L95 137ZM99 135V138L101 139V136H103V135H101L100 136ZM106 136H107V133L105 134ZM108 135H110L111 136V134L110 133H108ZM113 135V134H112ZM129 135V134H128ZM128 135H126V136H128ZM177 135V134H176ZM253 135V136H252ZM32 137V135H29V138L31 139V137ZM36 136V137H37ZM77 135H75V137H76ZM80 137H81V135H79ZM89 135H87V137H88ZM105 136V137H106ZM109 136V137H110ZM125 136V137H126ZM131 136V137H132ZM141 136V135H140ZM195 137H196V135H194ZM228 136V137H227ZM259 136V137H260ZM25 137V136H24ZM27 137V136H26ZM25 137V138H26ZM64 137V138H65ZM70 137H72V136H70ZM84 137H86V136H84ZM84 137H83V140H84ZM93 137V136H92ZM105 137H103L104 139H105ZM108 136H107V138H109ZM112 137H114V135L113 136H111V139L110 140H114V139H112ZM120 137V136H119ZM123 137V136H122ZM123 138V139H125V141H126V139L127 138ZM136 137H137V135H136ZM188 137V138H187ZM261 137H260V140H261ZM4 138V139H3ZM9 138V137H8ZM17 138V137H16ZM16 138H15V140H16ZM35 138V137H34ZM46 138V137H45ZM44 137H43V139H45ZM64 138H63V140H64ZM69 138V137H68ZM77 138V137H76ZM90 138V137H89ZM106 138V139H107ZM133 138H134V136H133ZM174 138V137H173ZM192 138H194V137H192ZM245 138H246V140H245ZM257 138V137H256ZM255 138V139H256ZM48 140H49V138H47ZM72 139V138H71ZM78 139H79V137H78ZM80 139H82V137L80 138ZM92 138H90V140H91ZM97 139H98V137H97ZM105 139V140H106ZM117 139V138H116ZM121 139V138H120ZM132 139V138H131ZM198 139V138H197ZM196 139V140H197ZM5 140V141H4ZM42 140V139H41ZM40 140V141H41ZM61 140V139H60ZM67 140V139H66ZM88 141H89V139H87ZM93 140V139H92ZM104 140V141H105ZM134 140V139H133ZM191 140V139H190ZM192 140H195V139H192ZM192 140H191V142L190 143H187L188 144V147H190L189 146V144L191 145L192 144ZM219 140V139H218ZM27 141V140H26ZM31 141H33V140H31ZM68 141H70L69 139L67 140V142ZM254 141V140H253ZM19 142V141H18ZM48 142V141H47ZM62 142V141H61ZM64 142V141H63ZM92 142V141H91ZM95 142H97L96 141V139H95ZM171 142V141H170ZM28 143V142H27ZM41 143H42V141H41ZM40 143V144H41ZM59 143V142H58ZM66 143V142H65ZM64 143V144H65ZM70 144H71V142H69ZM93 144H94V142H92ZM91 143V144H92ZM180 143H182V142H180ZM195 143L197 144V142L195 141ZM223 143V142H222ZM222 143H221V145H222ZM226 143V144H225ZM16 144V143H15ZM35 144V143H34ZM43 144H44V142H43ZM42 144V145H43ZM46 145H47V143H45ZM44 144V145H45ZM48 144H49V142H48ZM87 144V143H86ZM96 144V143H95ZM98 144H100V141H99V139H98V142H97V145ZM194 144V143H193ZM4 147H3V146ZM12 145V144H11ZM29 145H30V143H29ZM41 145V146H42ZM184 145V144H183ZM28 146V145H27ZM37 146H39V145H37ZM59 146V145H58ZM72 146H73V144H72ZM86 146V145H85ZM91 146V145H90ZM172 146V145H171ZM194 146H195V144H194ZM259 146V145H258ZM262 146H264V145H262ZM43 147V146H42ZM84 147V146H83ZM94 146H92V148H93ZM198 147H200V146H198ZM61 148V147H60ZM59 148V149H60ZM67 148V147H66ZM74 148H75V145H74ZM79 148V147H78ZM77 148V149H78ZM89 148V147H88ZM91 148V147H90ZM95 148L96 147H94L93 149L95 150ZM98 148H100V147H98ZM183 148V147H182ZM181 148V149H182ZM184 148H185V146H184ZM187 148V147H186ZM194 148V147H193ZM192 148V149H193ZM202 148V147H201ZM254 148V147H253ZM3 151H2V150ZM40 149V148H39ZM48 149V148H47ZM80 149V148H79ZM178 149V148H177ZM180 149V151H182ZM191 148H189L188 150L189 151H192V152H190V153H192L193 155H194V153H193V151H195V148L193 149V150H190ZM204 149V148H203ZM203 149H201V151L203 150ZM255 150H256V148H254ZM11 150V149H10ZM19 150V149H18ZM46 150V149H45ZM65 150V149H64ZM80 150H83V148L82 149H80ZM12 151V150H11ZM28 151V150H27ZM43 151V150H42ZM84 151V150H83ZM93 151V150H92ZM111 151V150H110ZM161 151V150H160ZM179 151V150H178ZM179 151V152H180ZM2 152V153H1ZM14 152V151H13ZM26 152V151H25ZM44 152V151H43ZM48 152H50V151H48ZM61 152H64V151H61ZM67 152V151H66ZM81 152V151H80ZM91 152V151H90ZM93 152H95V151H93ZM92 152V154H94V155H97L96 154V152L95 153H93ZM163 152V151H162ZM161 152V154H163ZM174 152H176V151H174ZM178 152V153H179ZM184 152H186V151H184ZM206 152V151H205ZM21 153V152H20ZM28 153V152H27ZM52 154H53V152H51ZM50 153V154H51ZM79 153V150H78V152H77V154ZM83 153V152H82ZM86 153V152H85ZM89 153V152H88ZM88 153H86V155L88 154ZM110 153V152H109ZM108 153V154H109ZM151 153V152H150ZM190 153H188V154H190ZM44 154V153H43ZM62 154V153H61ZM66 154V153H65ZM114 154V153H113ZM196 154V153H195ZM32 155V154H31ZM79 155V154H78ZM91 155V154H90ZM93 155V156H94ZM115 155V154H114ZM175 156L176 155H178V154H174ZM179 155H181V154H179ZM22 156V155H21ZM33 156V155H32ZM35 156V155H34ZM33 156V157H34ZM67 156V155H66ZM85 156V155H84ZM92 156V157H93ZM148 156V155H147ZM162 156V155H161ZM195 156V155H194ZM2 157V158H1ZM5 157H6V155H5ZM4 157V158H5ZM82 157V155L80 156V158ZM97 156H95V158H96ZM111 157V156H110ZM121 157V156H120ZM151 157H154V155H152ZM156 157V156H155ZM164 157V156H163ZM162 157V158H163ZM23 158V157H22ZM52 158H54V157H52ZM89 158H91V156H89ZM88 158V159H89ZM107 158V157H106ZM115 158V157H114ZM119 158V157H118ZM150 158V157H149ZM9 159V158H8ZM41 159V158H40ZM50 159H51V157H50ZM57 159V158H56ZM67 159V158H66ZM97 159H99L98 157L96 158V160ZM119 159H121V158H119ZM147 159V158H146ZM151 159V158H150ZM155 159V158H154ZM158 159V158H157ZM191 159V160H190ZM195 159H197L196 161H195ZM41 160H43V159H41ZM52 160H55V159H52ZM60 160V159H59ZM63 160V159H62ZM90 160V159H89ZM92 160H94V158H92ZM95 160V161H96ZM100 160V159H99ZM107 160H110V158L109 159H107ZM122 160V159H121ZM149 160V159H148ZM160 160V159H159ZM158 160V161H159ZM188 160H190V161H188ZM9 161V160H8ZM22 161H24V160H22ZM48 161H50V160H48ZM66 161V160H65ZM1 162V161H0ZM10 162V161H9ZM9 162H8V164H9ZM53 162V161H52ZM52 162H49V163H52ZM87 162V161H86ZM98 162V161H97ZM157 162V161H156ZM193 162V163H192ZM195 162L197 163V164H195ZM23 163H25V162H23ZM29 163V162H28ZM27 163V164H28ZM43 163V162H42ZM47 163V162H46ZM54 163V162H53ZM58 163V162H57ZM148 163V162H147ZM150 163H152L151 162V160H150ZM158 164H156V165H159V164H161V166H163L162 165V162L160 163V161L159 162H157ZM5 164H6V162H5ZM8 164H6V165H8ZM56 164V163H55ZM54 164V165H55ZM164 164V163H163ZM5 165V166H6ZM22 165V164H21ZM25 165H26V163H25ZM49 165V164H48ZM51 165H53V164H51ZM57 165H59V163L57 164ZM155 165V163L153 164V166ZM188 165V164H187ZM12 166H16V164L15 165H12ZM18 166V165H17ZM17 166H16V168H17ZM20 166V165H19ZM87 166V165H86ZM160 166V165H159ZM158 166V167H159ZM165 166V165H164ZM164 166H163V168L162 169H165L164 168ZM177 166H174V170L176 171V170H178V167ZM192 166L194 167V169L192 168ZM7 167V166H6ZM9 167H10V165H9ZM9 167H7V168H9ZM22 166H20V168H21ZM118 167H122V166H118ZM133 167H135V166H133ZM176 167H177V169H176ZM182 167H183V169L184 170H186L187 172H185V171H183V169H182ZM19 168V167H18ZM53 168H54V166H53ZM56 169H58L57 168V166L55 167ZM62 168V167H61ZM64 168V167H63ZM98 168V167H97ZM123 168V167H122ZM129 168H130V166H129ZM132 168V167H131ZM11 169H12V167H11ZM23 169V168H22ZM26 169V168H25ZM28 169V168H27ZM85 169V168H84ZM90 168H88V170H89ZM135 169V168H134ZM140 169V168H139ZM143 169V168H142ZM142 169H140V170H142ZM7 171H8V169H6ZM9 170H10V168H9ZM17 170V169H16ZM19 170V169H18ZM33 170V169H32ZM35 170V169H34ZM52 170L53 169H51V172H52ZM55 170V169H54ZM53 170V171H54ZM94 170V169H93ZM99 170H101V169H99ZM99 170H97V172L99 171ZM104 170V169H103ZM103 170H101V171H103ZM106 170V169H105ZM108 170V169H107ZM110 170H111V168H110ZM115 170V169H114ZM113 170V171H114ZM125 170V169H124ZM124 170L122 171V172H124ZM127 170V169H126ZM136 170H138V169H136ZM173 170V171H174ZM11 171H13V170H11ZM23 171V170H22ZM37 171V170H36ZM39 171V170H38ZM57 171V170H56ZM61 171V170H60ZM66 171H68L67 169H66ZM121 171V170H120ZM131 171H133V169L131 170ZM131 171H129V172H131ZM139 171V170H138ZM151 171V170H150ZM153 171L154 170H152V173H153ZM155 171H157V170H155ZM162 171V170H161ZM171 171V170H170ZM192 171V172H191ZM10 172V171H9ZM8 172V173H9ZM13 172H15V171H13ZM19 172V171H18ZM41 172V171H40ZM49 172V171H48ZM51 172H49V173H51ZM64 172H65V170H64ZM84 172H86V171H84ZM89 172V171H88ZM100 172V171H99ZM99 172H98V174H99ZM117 172V171H116ZM137 172V171H136ZM144 171H142V173H143ZM160 172V171H159ZM168 173L166 170H164V172L162 173H160V174H164V173ZM27 173V172H26ZM29 173V172H28ZM30 173H32V172H30ZM29 173V174H30ZM39 173V172H38ZM57 172H55V174H56ZM63 173V172H62ZM87 173V172H86ZM92 173H94V171L92 172ZM111 173H113V172H111ZM115 173V172H114ZM120 173V172H119ZM158 173V172H157ZM20 174V173H19ZM18 174V175H19ZM33 174V173H32ZM35 174V173H34ZM41 174V173H40ZM61 174V173H60ZM68 174V173H67ZM105 174V173H104ZM103 173H102V175H104ZM108 174V173H107ZM129 174L127 173V175L129 176ZM144 174H145V172H144ZM156 174V173H155ZM22 175V174H21ZM52 175H54V174H52ZM64 175H66V172L64 173ZM82 175V174H81ZM93 175V174H92ZM118 175V174H117ZM116 174H111V175H108V176H117ZM120 175V174H119ZM122 175V177H123V174H121ZM120 175V176H121ZM13 176V175H12ZM23 176V175H22ZM24 176H26V174L24 175ZM55 176V175H54ZM53 176V179L54 178H56L57 176H55L54 177ZM70 176V175H69ZM80 176V175H79ZM86 176V178H87V175H85ZM119 176V177H120ZM144 178H143V177ZM169 176V177H168ZM194 176V177H193ZM11 177V176H10ZM17 177H19V179L21 180H19ZM27 177H30L29 175L27 176ZM46 177H47V175H46ZM48 177H49V175H48ZM51 177V176H50ZM59 177H60V175H59ZM78 177V176H77ZM93 177H95V175H93ZM93 177H92V179H93ZM125 177V176H124ZM4 178V179H3ZM66 178H67V175H66ZM70 178V177H69ZM83 178V177H82ZM81 178V179H82ZM86 178H84V179H86ZM88 178H89V175H88ZM97 178V177H96ZM146 178H149L148 180H146ZM180 178V179H179ZM22 179H23V181H22ZM39 179V178H38ZM58 179V178H57ZM95 179V178H94ZM125 179H126V177H125ZM161 179H163V180H161ZM165 179H166V182H165ZM173 179V178H172ZM179 181H178V180ZM187 179V178H186ZM12 180H14L13 182L14 183H11L12 182ZM41 180V179H40ZM39 180V181H40ZM70 180V179H69ZM72 180H73V178H72ZM71 180V181H72ZM75 180H77V179H75ZM88 180V179H87ZM86 180V181H87ZM90 180V179H89ZM103 180V181H102ZM161 180V181H160ZM181 180V181H180ZM59 181V180H58ZM91 181V180H90ZM96 181V180H95ZM175 181V182H174ZM34 182H35V184H34ZM51 182H55L54 180L52 181L51 180ZM73 182V181H72ZM88 182V181H87ZM91 182H93V180L91 181ZM98 182V183H99ZM119 182V183H118ZM154 182V183H153ZM156 182V183H155ZM7 183V184H6ZM33 185H35L36 186V188H35V186H33ZM90 183V182H89ZM88 183V184H89ZM95 183V182H94ZM97 183V182H96ZM149 185H148V184ZM158 183H160V184H158ZM41 184V183H40ZM44 184V183H43ZM50 184V183H49ZM115 184H118V185H115ZM126 184V185H127ZM146 184L149 186H147L146 187ZM157 185L156 187H159V188H161L162 190H165V189H167V191L168 192H174L175 194H177V192H179V191H181L179 194H181L182 192L183 193H185L184 195H187V197L186 198H189L190 197V200L192 199V201L191 202H189V203H187V204H185V206H183L182 204H184V203H182V201H181V209L182 208H184V212L186 213L187 212V215H183V216H187V218H189L188 217V215L190 216V218H189V220H191V219H193V223L195 222V224L197 223L198 224V222H200L199 224L200 225H195V224H191V222L189 221V220H187V221H182V220H180V221H178V220H170V221H168L169 220V218L171 217V215H170V217L168 218L167 216V219L165 218H162V219H160L159 218V216L157 215L158 214V212H157V216H156V218H153V213L154 212H156V211H154V207L152 206H150V208H146V210H144V212L142 213V214H138V215H136L135 214V208H132V206L133 205H135L136 203H139L140 202V197H139V194L138 193H142V192H145V191H143V190H141V188L140 187H143L142 189H144L145 187H146V189H148V190H152L153 191V189H152V187L154 186V185ZM32 185V186H31ZM38 185V186H37ZM45 185H46V183H45ZM56 185H57V183H56ZM55 184H54V186H56ZM61 185V184H60ZM74 185V183L72 184V186ZM97 185V184H96ZM161 185L163 186V187H161ZM5 186V187H4ZM34 187V190H31V191H34L35 192V194L34 195H32V194H30L31 192H29L28 193V190H30V188H28V190L26 189L27 187ZM47 186V185H46ZM87 186V185H86ZM90 186V185H89ZM115 186H117L116 187V190H115ZM119 186V187H118ZM12 187V188H11ZM40 187H42V185H40ZM43 187H44V185H43ZM42 187V188H43ZM50 187V185H48V188ZM69 187V184H67V188ZM121 187V188H122ZM127 189H126V188ZM151 187V188H150ZM44 188H46V189H48L47 187H44ZM52 188H55L56 189V187H52ZM52 188H50V189H52ZM59 188V187H58ZM67 188H65V189H67ZM75 188V187H74ZM93 188V187H92ZM139 188H140V190L142 191H140L139 190ZM154 188V187H153ZM165 188V189H164ZM7 189H8V191H7ZM64 189V190H65ZM91 189V188H90ZM95 189V188H94ZM113 189L115 190V191H113ZM126 189V190H125ZM145 189V190H146ZM38 190V189H37ZM64 190H62L63 192H64ZM73 190H76V189H73ZM73 190H72V193H75V191L73 192ZM79 190V189H78ZM88 190V189H87ZM140 192H139V191ZM146 191L144 194H143V200L146 202H148V203H152V205H153V202H151V200L153 199V196H154V194H156L157 192V190L156 191H154L155 193H153V192H150V191ZM69 192H70V190H68ZM77 191V190H76ZM90 191V190H89ZM94 191V190H93ZM110 191H112V192H110ZM166 191V190H165ZM7 192H9L8 193V195L6 194ZM33 192V193H34ZM43 192L45 193V191H44V189H43ZM54 192V191H53ZM56 192V191H55ZM54 192V193H55ZM61 192V191H60ZM62 192V194H65V193H63ZM90 192H92V190L90 191ZM131 192V193H130ZM160 192L162 193L163 191H161L160 190ZM167 192V193H168ZM15 193V194H14ZM54 193H52V195L54 194ZM57 193V192H56ZM66 193H68L67 191H66ZM110 193V194H109ZM150 193H153V194H150ZM183 193H182V195H183ZM2 194V193H1ZM70 194V193H69ZM79 194V193H78ZM120 194V195H119ZM121 194L123 195V196H121ZM163 194H164V192H163ZM169 194V193H168ZM7 195V196H6ZM43 195V194H42ZM51 195V196H52ZM56 195V194H55ZM59 196H60V194H58ZM57 195V196H58ZM71 195H73V194H71ZM75 195V194H74ZM74 195L72 196V197H74ZM81 195V194H80ZM95 195V194H94ZM106 195V194H105ZM46 196V195H45ZM44 196V197H45ZM50 196V198H52ZM65 196V195H64ZM66 196H68L67 194H66ZM66 196H65V200L67 199L66 198ZM100 196L98 197L99 199H102L103 197H101L100 198ZM156 196V195H155ZM159 196V194L157 195V197ZM171 196V195H170ZM177 197H178V194L176 195ZM181 196V195H180ZM78 197H79V195H78ZM104 197H108V196H104ZM117 197V198H118ZM182 197V196H181ZM185 197V196H184ZM11 198V197H10ZM48 197L46 196L45 197V200L47 199ZM50 198H48V200H47V202H49V199ZM60 198V197H59ZM76 198V197H75ZM110 198H108V199H105L106 201L107 200H109V202L111 201L110 200ZM152 198V199H151ZM159 198V197H158ZM54 199H57L56 198V196H55V198ZM79 199H80V197H79ZM104 199V198H103ZM102 199V200H103ZM171 199V198H170ZM9 200V199H8ZM52 200V199H51ZM58 200H61V199H57V201ZM96 200V201H95ZM104 200V202H106ZM148 200H150V201H148ZM172 200V199H171ZM175 200H178V199H175ZM9 201H11V200H9ZM62 201V200H61ZM74 201V200H73ZM85 201V199L82 201V202H84ZM98 201V199H96V198H93V203L95 202H97ZM101 201V200H100ZM99 201V202H100ZM153 201V200H152ZM178 201H180V200H178ZM3 202H5L4 204H3ZM63 202V201H62ZM61 202V203H62ZM89 202H91V201H89ZM98 202V203H99ZM113 202V201H112ZM111 202V203H112ZM121 202H118V203H121ZM145 202H143L142 201V203L141 204H143V203H145ZM146 202V203H147ZM186 202V201H185ZM13 203V202H12ZM98 203H97V205H95V204H92L95 208H96V206H98ZM101 202H100V204H102ZM112 204V205H115V204ZM48 204V203H47ZM85 204V203H84ZM87 204H88V201H87V203H86V205L85 206H87ZM99 204V205H100ZM105 204V205H104ZM161 204V203H160ZM10 205H13V204H11L10 203ZM55 205H56V202L54 203V201L52 200V202L50 201V203H49V206H50V208H52V207H55ZM62 205V204H61ZM60 205V206H61ZM119 205V206H118ZM147 205V204H146ZM150 205V204H149ZM47 206V205H46ZM88 206H89V204H88ZM102 206H98L99 207V210H101V207ZM157 206V205H156ZM155 206V207H156ZM45 207V208H44ZM48 207V206H47ZM68 207V206H67ZM73 207V208H72ZM78 207H80V206H78ZM93 207V208H94ZM103 207V208H104ZM110 207H112V206H110ZM148 207V206H147ZM157 207H159V206H157ZM161 207V206H160ZM176 207H178V209L176 208ZM70 208V207H69ZM84 208V207H83ZM102 208V209H103ZM175 208L179 211V213H181L180 212V208H179V206H175ZM86 209V208H85ZM85 209H83L84 211H86ZM88 209V208H87ZM97 209V208H96ZM107 209V208H106ZM156 209V208H155ZM162 208H159V210H161ZM174 209V208H173ZM172 209V210H173ZM14 210V209H13ZM77 211H78V209H76ZM112 210H114V211H112ZM98 211V210H97ZM174 211H175V209H174ZM174 211H172V214L173 215H175L173 212ZM102 212H105V211H103L102 210ZM107 212V211H106ZM106 212H105V214L104 213H102V214H104V215H106V217L105 218H107L108 217V215L110 216V212H109V214L107 215L106 214ZM175 212H177V211H175ZM61 215H60V214ZM111 213V214H112ZM159 213H160V211H159ZM179 213H177V214H179ZM98 214V213H97ZM97 214H95V215H97ZM180 215V214H179ZM178 215V216H179ZM102 218H103V216H101ZM154 217H155V215H154ZM160 217H163V216H160ZM73 218L75 219V220H73ZM94 218V219H93ZM101 218V219H102ZM110 218V217H109ZM173 218H175V216H173L171 219H173ZM178 218V217H177ZM100 219V220H101ZM176 219V218H175ZM182 219V218H181ZM185 219V218H184ZM107 219H105V221H106ZM110 220H111V218H110ZM195 220H197L198 222H196ZM96 221V220H95ZM103 222H105L104 221V219L102 220ZM189 221V222H188ZM110 222H112V221H110ZM102 223V222H101ZM109 223V222H108ZM97 224V223H96ZM101 226H102V224H100ZM105 225V226H106ZM121 225V227L119 228V226ZM109 226H111V227H109ZM93 227V228H92ZM95 228H98V229H95ZM153 229H155V232L156 231H158V230H160V229H162V231L163 232H165L167 235H165V239L164 240H166L165 242H167V241H169L171 238H173L175 235H174V233L175 234H177L178 235V238H177V236H175V239L177 238V240H174V239H171V241H174V242H172L173 243V247L171 246L172 244H170V242H169V250H170V246L172 247L171 248V250H173V251H167V252H169V253H166L165 254V250H166V247L168 246H163L164 248V251L162 250V245L163 244H160L161 245V251H163V252H161V251H158L157 250V248H158V244H156V242L157 243H159L158 241H157V239H155L154 238V235H153V233H155L154 231H153ZM161 231V230H160ZM172 231V232H171ZM105 232H104V234H105ZM168 232H170L171 233V235H172V233H173V236L170 238V236H169V240H167L168 239V235L170 234H168ZM109 236V237H108ZM155 236H157V234L155 233ZM167 237V238H166ZM159 238V237H158ZM188 238H191L193 241L192 242H194V243H192V242H190L191 241V239H188ZM241 238V239H240ZM155 239V240H154ZM183 239H184V241H183ZM238 240H239V242L240 243H237L238 242ZM249 241V244L252 242V241ZM176 241V242H175ZM183 241V242H182ZM160 242H162V243H164V245L166 244L165 242H163V241H160ZM186 242V243H185ZM242 242V243H241ZM174 243L177 245H174ZM183 243H185V245L183 246L182 244ZM167 244H168V242H167ZM196 245V249H195V247L193 248L192 247V245ZM240 244L242 245V246H240ZM159 245V246H160ZM194 245V246H195ZM246 245H248V244H246ZM155 246H157V247H155ZM175 246V247H174ZM180 246V247H181ZM237 246H240L238 249H236L237 248ZM250 246V245H249ZM180 247H178L179 249H180ZM246 247V249H248L249 250V248H247V246H245ZM185 248V247H184ZM190 248H188L189 250H190ZM250 248H252V247H250ZM168 249V248H167ZM243 249H244V247H243ZM242 249V250H243ZM189 250H187V251H189ZM241 250V252H243ZM251 251L252 250H250L249 252L251 253ZM259 251V252H258ZM192 252L188 255L189 256V259H190V255L192 254ZM252 252V253H253ZM189 253V252H188ZM238 253V252H237ZM236 253V254H237ZM245 253V252H244ZM249 253V254H250ZM250 254V255H255V253L254 254ZM240 254V253H239ZM246 255H247V252L245 253ZM248 254V255H249ZM249 255V256H250ZM205 256V257H204ZM237 256V255H236ZM241 256V255H240ZM171 257V258H170ZM252 256H250V258H251ZM164 258V259H165ZM193 258V257H192ZM231 258V257H230ZM229 258V259H230ZM232 258H233V255H232ZM238 258V257H237ZM240 258V257H239ZM241 258H243V256L241 257ZM244 258H246V257H244ZM253 258V257H252ZM251 258V259H252ZM161 259V258H160ZM168 259V261H169V263H171L170 262V260ZM199 259V261L201 262V260ZM225 259V260H224ZM227 259V260H226ZM234 259H235V257H234ZM247 259H248V256H247ZM187 260H188V258H187ZM187 260H185L186 262H187ZM193 260V259H192ZM242 260V259H241ZM166 261V260H165ZM178 261V262H177ZM190 260H188V262H189ZM205 261V262H204ZM203 262L204 263H206V260H204ZM233 260H231L230 262H228V263H230V264H236V263H233L232 262ZM234 261H236V260H234ZM246 261V260H245ZM160 262V261H159ZM191 262V261H190ZM193 262V261H192ZM191 262V263H192ZM232 262V263H231ZM257 262V263H256ZM164 263V261L162 262V264ZM167 263V262H166ZM196 263V262H195ZM206 263V264H207ZM227 263V262H226ZM157 264V263H156ZM161 264V263H160ZM184 264V263H183ZM199 264V263H198ZM202 264V263H201ZM246 264V263H245ZM249 264V263H248Z\"/></svg>",
  "mask_w": 264,
  "mask_h": 264
},
{
  "label": "clouds",
  "instance_id": "3",
  "mask_svg": "<svg viewBox=\"0 0 264 264\" xmlns=\"http://www.w3.org/2000/svg\"><path fill=\"white\" fill-rule=\"evenodd\" d=\"M72 3V0H0V25H7L13 30L20 23L25 21H40L50 19L58 8ZM89 0H75V8L86 6ZM249 198H264V189H258L256 195L244 196L243 200ZM249 226L264 228V205L253 209L246 205L239 211L238 227L232 233L225 234L219 241L221 244H228Z\"/></svg>",
  "mask_w": 264,
  "mask_h": 264
}]
</instances>
